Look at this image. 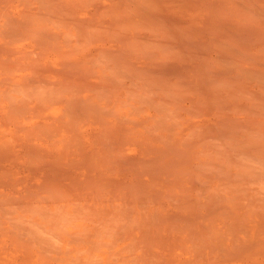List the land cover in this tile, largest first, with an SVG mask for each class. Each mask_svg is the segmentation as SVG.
Here are the masks:
<instances>
[{"label":"rangeland","instance_id":"374dc122","mask_svg":"<svg viewBox=\"0 0 264 264\" xmlns=\"http://www.w3.org/2000/svg\"><path fill=\"white\" fill-rule=\"evenodd\" d=\"M149 1L150 0H0V264H29L31 261V264H42V262H45V264L46 262L47 264H130L129 262H131V264H264L263 256L258 257L264 254H262V251H258L260 254L256 252L257 249L263 250L264 248V227L263 224L259 223L262 218V221L264 223V217L263 214H261L262 218L261 216H259L260 220L258 222V217H256L257 215L253 214V218L252 215H250L248 212L250 211L249 207L251 208L252 206V201L253 205L255 204L257 205V208L259 207V213L260 211H262L259 203H256L258 200H253V198L256 196L260 198L261 195H264V140H261V143L263 142L262 145L260 142H258L259 139H261V136H263L262 139H264V123H262L264 122V0H157L156 2L158 4L153 0L150 2ZM152 2H154V4ZM136 4L137 6L140 5L141 8L139 7L140 9L136 10ZM237 4L240 6V9H237L238 11H235L236 7L238 8ZM258 4L260 5V7ZM214 6L221 7L218 8ZM233 6L236 7L234 8ZM225 7L227 9H225ZM217 8L218 11H222L220 14V11L218 12V14H216ZM257 8H260V10L258 11ZM129 12H131V14ZM117 13H119V16L117 15ZM39 14L41 16H39ZM33 16L35 19H37L36 21ZM26 17L28 19L31 18L32 21L31 19L28 20ZM160 17H162L163 20ZM125 18L129 21H127ZM14 20L15 22H13ZM8 21H10L9 23L11 24L7 25ZM36 22H39V24H37ZM133 24L135 29H132L134 28ZM80 27L84 28L83 31L86 30V32H80V30L77 29H80ZM85 27L88 29H85ZM90 28H92L93 30ZM120 28H123L121 29V32ZM129 28H131L132 30ZM168 30L171 32H165ZM3 31L5 34L3 33ZM163 31L165 32V34ZM8 32L12 33H10L11 36L10 34H6ZM19 32H21L22 34H19ZM159 32L162 33L163 36ZM175 33L177 35H175ZM178 34H181L180 36H182V40L179 39L181 37H179ZM157 35L159 36L157 37ZM39 36L41 38H39ZM177 36L179 38H177ZM137 37L139 38L137 39ZM19 38L20 40H18ZM130 40L131 43L133 41L135 42L136 40L137 43L135 44L138 48H136L134 42L132 43L133 45L131 43H128ZM177 40L179 42H177ZM143 43H145V46L143 45ZM145 48H148V50L146 49L145 51ZM184 49L186 53L187 50H190L188 51V53H190L188 54V56L184 55V57H180H183L184 61H187H183L184 63H181L183 58L179 60L180 58L178 59L177 55H179L181 51H184ZM142 52L144 53V55ZM195 52L197 61H195V59H193L192 57V53L195 54ZM162 54H164V56L168 55L170 57L176 54L177 59L180 62H177V59L174 57L175 61H171V59L174 60L173 58H171L170 60L168 59L169 62L166 63L167 60H163L164 56H161ZM136 55H138L139 57ZM180 55H183V53ZM186 56L192 57V60L190 58L189 59L191 61L185 60L188 59ZM37 60H39V62ZM33 61L38 62L41 65H39L38 67L37 63V66H34L35 63L33 64ZM119 61L120 63H117ZM162 61H164L165 64H163L164 62ZM7 62L9 63L10 68H12L11 66L13 65L17 70H14V67L12 69H9V67L7 66ZM32 64L33 67H31ZM119 64H122L123 68L122 65L119 66ZM195 64L200 65L199 67H201L202 69L204 67V72L206 71L208 73H201L203 72L201 71V68H199V72L198 70L197 72L195 70L196 73H193L194 70L191 71V69H197V66ZM128 66L131 67L129 68ZM20 67L26 68H21V70L23 69L21 71L20 69H18ZM107 67L108 69H105ZM42 69L45 73L43 71L40 72ZM111 71H114L116 76H113L114 72L111 73ZM135 71L137 73H134ZM188 71L191 72L189 73ZM11 72L13 73V75ZM39 72L42 75L41 77L39 76ZM127 72L129 73L127 74ZM132 72L134 75L130 74ZM35 73H38V75H36ZM110 73L112 74L114 79H112ZM198 73L201 74V77ZM137 74L140 75V77ZM193 74L199 76L197 77L198 80ZM105 75H109L111 77L110 78L109 76H107L110 81L113 80V82H115L116 80L115 83L116 86L119 87V89H117L118 87L116 88V86L114 85L115 83H113L112 81L111 82L113 84L107 82L109 83L107 84V86L110 84L113 85V88L115 86V91L117 92L116 97L118 96L117 99H115V95H112L116 94L114 93L115 91H111V89H113L110 88L112 85L108 87V89H110L109 92H106V89L105 92L101 93V91H104L101 90V87H103L106 81H109V79L107 80V78L106 80H104ZM136 75L138 77H136ZM75 76L81 77L85 81H91L89 83L87 82V84L92 83L91 85H93V83H97L98 85V83H100V85H103H101V87L99 86L100 88H98V86L96 85V87L98 88L96 93V88L90 89L88 86H86V83H83V86L79 80L82 87L86 86L89 89L83 93L81 92L83 95L78 97V94H80V92L78 93L77 90L75 91V88L77 85H79V82L77 83L75 81L78 80V78H76ZM117 76L120 78H115ZM192 76L194 77L192 78ZM199 79H201V82L202 80H204L206 85L203 86V82L201 83ZM30 80L32 83L30 82ZM100 80H103L105 82L101 83ZM29 82L32 84L31 88L37 86L36 89L38 90L34 92V89H30L34 92L31 94L37 95V93L43 92L46 98H44V95L42 96L41 93L39 95V98L35 97V95L31 96L29 95V93H27L29 96L25 95V93L21 89V84H26H23V86L27 89V87H30ZM199 82L201 83V85ZM18 83L19 85H21L20 89L23 92H20L19 94L22 93L25 96H22V94H16L19 91L15 92L14 89L15 85H17ZM33 83H35L36 85ZM196 83H198V85L200 86H196ZM10 84L12 86H10ZM43 84L47 89L44 88ZM191 84L194 86H191ZM51 85L56 92L62 90V87L66 85H68L66 87H68L69 89L67 88L68 91H64V88V93L59 98L56 96V94L53 95L55 92L51 88ZM107 86L104 88H107ZM205 86L208 87V89L210 88V91L214 90L215 88V91L219 89V95L217 96L219 97L222 95L221 97L223 100V102L222 100L220 102V99H217L219 103H217V101L214 103L213 101H215L216 97L214 99L212 98V101H209V103L213 102L214 105L212 107V105L210 104V107L216 109L213 110L212 108L209 109L207 107L210 111L212 110L210 113L206 112L209 110L205 107V112L201 111L203 107H201L202 109L200 110L198 109V107L205 105L207 101L206 99L209 98L208 97L205 99L206 95H203L204 93L202 90H204L203 87L206 88ZM86 87L85 89H87ZM93 87H95V85H93ZM126 87H128L127 89L129 90L131 89L130 91L135 90L136 93H140V96H138V98L133 97V95H136L135 93L130 96L132 97V100L134 99V102L127 96L126 91H124L125 89L122 90ZM167 87H169L170 89H168ZM55 88L60 90L57 91L55 90ZM70 88L73 91H71ZM164 88H166L167 91ZM16 89H18V87ZM208 89L204 91L207 92ZM11 90L14 91L12 92ZM43 90H47L48 92L46 91L44 93ZM81 90L82 89H80V91ZM25 91L28 92V90ZM168 91L171 93H169ZM184 91H186L187 93ZM51 92L54 93L50 95ZM200 92L203 94L201 95ZM72 93L74 94L72 95ZM209 93L210 92H208V94ZM9 94H11L10 97ZM48 94L50 96H48ZM58 94L60 95L61 93L59 92L57 93V95ZM75 94L76 97L74 96ZM103 94H105V98H107V94H111L110 96L113 98V100H111V98L105 99L104 96V100L102 97H100L102 100H97V96H102ZM211 94L212 95H210V97H214V92H212ZM12 96L14 97V100L18 101H13L15 105L12 103ZM21 98H23V100L26 99V102L23 101L22 104H20L22 101L20 100ZM69 98H71L72 101ZM40 100L42 101V103L40 102ZM125 101L127 103L131 102L132 104L124 103ZM176 102L178 104H176ZM10 103H12L13 106ZM26 103L27 105L25 106ZM73 103H76L75 106H78L74 107ZM157 104H161L162 106L163 104H166L164 105L165 108L161 107V110L163 112V109H166V106L167 108H169L166 110V112L161 113L158 107L161 105ZM215 104L219 105V107L217 108ZM221 104L222 107H220ZM40 105L42 107H40ZM177 105L179 108L177 107ZM38 106L40 108H38ZM138 106H140V109L137 111ZM195 106L197 108H195ZM206 106H209V104H206ZM76 108L77 110H75ZM245 109H247L248 111H246ZM16 111L17 114L15 113ZM66 111H68L69 113ZM219 113H223L224 115L222 114V117H217L216 114ZM72 114L76 118L75 122H72L74 120H70L73 117L71 116ZM220 114L219 116H221ZM249 119H251V121ZM68 120L72 122L71 124L75 123V130L71 129V127L74 126H66L69 129L64 126L69 123ZM121 124H124L122 126L126 129V132H124V130L122 129L124 134L122 130H120L121 128L119 125ZM255 124L257 125V127L255 126ZM258 124H261L260 127ZM43 126L46 127L44 130ZM111 126L117 127L112 128ZM37 127L39 128V130L44 131L43 134H41V131L37 130L36 134H41V137L39 135L35 136L34 134H31L35 133L36 130H33V128L38 129ZM49 128L51 129L49 130ZM149 128L151 130L153 129L154 136ZM45 130H49L50 132L53 131L51 134L52 136L50 135L49 131V134L45 135ZM208 130H210L209 132L211 133H207ZM213 131H215V133ZM198 132L199 137L202 136L201 138L198 137ZM56 133L57 135H59L58 137L56 135L54 136V134ZM104 133H106V135ZM131 133L134 134L131 135L132 140L129 137V134ZM42 135H44V137ZM123 135H126V137L128 138L125 139ZM257 137L258 140H256ZM59 140L60 142H58ZM184 140H186V142ZM253 142H256L257 144ZM55 144H57V146ZM68 144H72L74 147H77L74 148L72 145ZM258 144L260 145L257 146ZM154 148H156L158 152ZM152 149H154L155 151ZM203 149L205 153L202 152ZM81 150H83L84 153L86 152L84 154L86 157H83V153L80 154ZM216 151H221L225 155L221 156V153L219 152V158H217ZM210 153L211 157H209V155L206 156ZM39 154L42 156H40ZM199 154L203 155L200 156ZM37 155L39 156V158L37 157ZM65 155H67L68 159ZM212 155H215L216 157ZM43 156H45V158ZM227 156L229 157L230 161L231 159L235 158L232 160L235 164L231 163L230 165V162H227ZM40 157H42L45 162L49 163L41 162L40 165L39 161H42ZM121 157L123 160L120 159ZM35 163H38L41 167L39 165L35 166ZM238 165L242 167L238 168ZM123 166L126 169L128 168L130 170L126 171L125 168H122ZM88 167L90 168V170ZM4 172H8L9 175L5 174ZM246 175L252 178L256 177V179H258L259 181L256 179H251L252 181L254 180L252 183V181L248 179L249 177H247ZM54 178L56 179L55 181H58V183H55V181L54 183L59 185H55V187L59 188V190L61 189V192H59L58 190V192L61 193V196L56 193L57 188H55V196L53 195V193H51V187L54 190V185L51 186L50 184H54L52 182ZM229 178L231 179V182L233 179V181H236L237 178H240L237 179V182L234 183H236L237 185H241L240 183L243 181L242 185L244 186V181H246L247 179L248 183L251 181L249 184H246L247 188L245 187V189L247 191L243 189V191L246 193L240 192L242 189L238 193L237 190L239 188L235 190V185L233 182L232 184L234 186L231 184ZM227 179L229 182L227 181ZM144 181H146V184L144 183ZM238 181L240 183H238ZM255 182H257L256 185ZM174 183L177 186L180 185L181 190H185L186 188V192H184V190L179 191V187L177 188ZM68 184H70V186H68ZM250 184L252 185L250 186ZM76 185H79V188ZM138 185L142 187L140 188L138 187ZM167 185H174L175 187L173 186L171 189L166 187ZM192 185L194 186L192 187ZM227 185H230L229 187H233H231L232 191ZM48 186H51L50 191H48ZM73 186L75 189H77V191L79 189L81 190H79L78 192L75 191L74 188H72L74 189L72 190L71 187ZM248 186L251 187V189ZM202 187L206 188V191ZM97 188L100 190H98ZM194 188L195 190H193ZM219 188L223 190L221 191ZM224 188H227V190H230L231 192H226V189ZM112 189L113 191L111 192ZM197 189L200 191L201 195L200 193H197ZM90 190L92 191V193ZM189 190H193V193H191V191L189 192ZM219 190L221 192L220 195H222L223 197H219V193L216 194V192H218ZM233 190L237 191V194L232 193ZM74 191L77 194L74 193ZM46 192H48L49 195L48 193L46 194ZM80 192L83 193L81 194ZM223 192L226 193L223 194ZM78 193H80L82 197L83 195H85V199L82 198L79 201L80 194ZM97 193H103L99 196L101 199L98 197ZM211 193L214 195L212 196ZM50 194H52L54 198H56V194L59 196H57V199H55V203H52L51 199L54 200V198ZM71 194L74 196V199L72 198L73 196ZM210 194L212 197L211 200L209 199L211 198L209 196ZM45 196H51V199L50 197L49 200L45 198L46 201H44V199L42 198H44ZM102 196L104 198H102ZM217 196L221 199H219ZM91 197L93 198L94 203ZM214 197L215 199L217 198V201H215ZM246 197L247 202L244 200L246 199ZM250 197L252 198V201L249 203L248 201L251 199ZM88 198L89 200H91H87ZM98 198L100 200H97ZM206 198L209 199L210 202H212V204L214 205H212L213 207H211L210 209L209 206L211 203ZM263 198L261 197V199L263 200L262 202L264 203ZM22 199H24L25 201ZM186 199H193L192 202L195 200L196 206L203 203H206V205L203 204L204 209L201 205L202 209H200L202 211L200 209L198 210V207L196 206H194V208L192 207L193 209L191 210V208H189L187 206V203L185 202ZM242 199L245 201V203H242L243 201L241 202ZM86 200L89 202L88 206H93L94 204H96L92 208V210L96 209L95 212L93 210L94 213H100L101 210L102 212H104H101L100 216L97 214L99 217L96 214H93L94 217L92 216V218H89L90 220H88L87 215L85 217L84 214L85 212L87 213V208L90 207L91 209V206L84 207L85 204H87ZM188 200L186 201L188 202ZM232 200L237 202H232ZM81 201H83V203H81ZM183 201L185 202V205H183ZM29 202L31 203V207L29 204H27ZM190 202L191 201H189L188 203ZM262 202H260V204ZM14 203L16 205H14ZM71 203L73 205H71ZM76 203L80 204H78L79 208L81 206L86 208V211L84 209L85 212L81 211L82 209H79V211L83 212L84 214H73L75 213V211H78L74 208V205H76ZM127 203L130 205V207L128 206L129 208H127ZM180 203H182V206L180 205ZM207 203L210 204L208 205ZM246 203L250 204L251 206H244L246 205ZM18 204H21V207ZM32 204L35 205V209L34 206L32 207ZM38 205L40 206V210L38 209ZM56 205H58L57 208ZM14 206H16V208ZM121 207H123L124 209ZM262 207L264 208V204L262 205ZM58 208L60 210H58ZM111 208L113 213L111 212ZM131 208L132 210H130ZM195 208L197 209L193 213V210ZM205 208L208 210H206ZM2 209L5 210L2 211ZM36 209H38L39 211H37ZM46 209L49 210L47 211ZM70 209H74L75 211H69ZM121 209L124 210V212H127L124 214V216H122L123 214H119ZM241 209L242 212L240 211ZM43 210L46 211L43 212ZM61 210L63 211V213L60 212ZM161 210L164 211L162 212L163 214H161ZM8 211H10L9 214L7 213ZM57 211L59 212L57 213ZM196 211H200L199 213L201 214H197L198 212L195 213ZM226 211L229 213L231 212L235 216L237 215L236 217L234 216V219H236L231 220L232 217H225L229 214ZM11 212L13 214H11ZM36 212H38L39 214H37ZM66 212H68L69 214ZM124 212L121 211V213ZM154 212L157 214H155ZM224 212L225 216L223 215ZM238 212H240L241 214L245 212L244 216L246 217L247 215L246 218H248V220L246 221L245 219H242L243 215H240ZM4 213H6L10 217H7V215H4ZM52 213H54V215L57 214L58 216H52ZM60 213L63 215L65 213L66 216L70 217L71 214H73L72 217H69L68 219V221L70 220L72 224H70L71 222L69 223L68 221H65V216L61 215ZM104 213L107 216H105ZM231 213L229 215H231ZM154 214L155 217L157 216L158 219L161 220L159 222L157 219L159 223H156ZM159 214L161 216L165 215L166 218L161 217L160 219ZM221 214L223 215V218L225 217L227 219H223L221 217ZM77 215L79 217H77ZM82 215H84V217ZM219 215L221 219L218 218ZM239 215L242 217L238 219ZM73 216L79 219L77 220V218L75 219ZM95 216H97L98 219ZM121 216L124 217L125 221H133L135 219L134 222H136V224L139 222L138 224L141 225H138L137 228V225L135 223V225L133 223L131 224V221L127 223L122 220L123 218L121 219ZM142 216L144 217V219ZM4 217H6L7 219H5ZM129 217L130 220H128ZM229 217L230 219H228ZM217 218L221 221H218ZM60 219L62 222L60 221ZM151 219L154 220L151 221ZM141 220L145 221L148 227L146 225L144 226L145 222L142 223ZM233 220L234 224L231 225L230 223L233 222ZM236 220L238 221V223ZM101 221L105 223L104 230L108 228L106 227V223H108L109 226L110 222H116V226L114 225L112 227V230L110 231L108 228L106 230V235V232L104 230L101 232V229L103 228ZM256 221L259 223V225L261 224L262 227L261 225H257ZM73 222H75L76 227H74L75 225H73ZM161 222H163L165 225L161 224ZM213 222H215V226L213 225ZM239 222L242 225L247 226L246 228L243 227V229H245L246 232L250 233L249 236H247V233L242 229V227L241 229L243 230V232L241 233L242 230L239 227L242 225H237L240 224ZM79 223H82L83 225H79ZM123 223H125L124 226L126 228L123 226ZM94 224H97L96 228ZM120 224H122V226ZM188 224L189 226H191L188 227ZM192 224L194 225V227ZM229 224L233 227L236 224L237 230H235L234 228L231 232L228 230L231 229L230 227L225 228L228 227ZM15 225L19 228H22L24 226L22 229H27L25 231L27 233L24 232V234V230H19V228L15 227ZM162 226L164 227L162 228ZM186 226L187 229L185 228ZM209 226L211 230H214L216 228L215 230L217 232L215 230L213 231L214 233L210 231ZM213 226L215 228H213ZM222 226H225V229H223ZM258 227L262 229V231L260 230L262 232L261 235L259 234L260 232L257 233L258 235L254 234V232H257ZM127 228L129 232L127 231ZM146 229L147 231H145ZM168 229L169 231H167ZM172 229L174 232L171 231V233L170 230ZM181 229H183V231H181ZM190 229L192 231H189ZM217 229L219 231L223 230V232L228 230V235L233 234V238L231 236L227 237V234L223 232H220L222 233L221 237L218 236L219 231ZM233 230H235L236 235L234 234ZM19 231L21 232L20 236L24 235L21 238L20 236H18ZM113 231L115 232V234ZM175 231L181 232L178 233V235L181 234L180 236L182 238V241L185 242H187V237L190 238L189 236L191 235V233L187 235L188 232L197 231L196 234L198 235L199 233V237L201 236L200 238L203 239L202 241H196V237L194 238L191 235V237L194 239H190L187 244L184 243L182 245V243L179 244V242H175L177 241L175 240L176 238L179 239L177 234H175L177 233ZM154 232L156 235L154 234ZM130 233L133 234H131L130 236ZM204 233H207L208 238L210 237L208 240V244L212 243L213 239L215 242V239H219L221 243L222 239L224 240L222 244H226L225 247L222 244L219 245L218 240V245L215 242L209 245L211 246V248L209 247L211 251H213L212 249H215V251L210 252V250L207 249L208 247L206 240L208 238L206 234L205 236L207 239H205L203 235H201ZM193 234L195 235V233ZM213 234L214 237H217H212ZM13 235L15 237H13ZM25 235L28 237H26ZM234 235L235 237L238 236L236 237L238 242H235L236 240L234 239ZM39 236L45 237L42 239ZM134 236L138 239H135ZM155 236H157L158 239ZM17 237L19 240L17 239ZM37 237L39 238V240ZM211 237L213 239H211ZM22 238H25V242H28V244L30 242L29 246L26 245L25 242H21L24 241ZM226 238H228L230 241ZM33 239H36L37 241ZM197 239L199 238L197 237ZM232 239H234V242L237 243V245L233 241L231 242ZM159 240L161 242H159ZM242 240L245 241L244 244L241 243ZM173 241L177 244L176 248H172L174 246ZM45 242L48 244H45ZM134 242L137 244L141 243V245L139 244L140 246H137L136 244H133ZM42 243L45 244V246ZM170 243L173 246H171ZM196 243H200L199 245H201V247H199V245L197 247ZM205 244L207 248L205 247ZM35 245L36 247H32ZM142 245H144L145 247ZM181 245L184 246L182 250H180ZM202 245L204 246V248ZM190 246L194 248L192 249V247ZM217 246H219V248L221 246L222 247L219 250ZM235 246L239 249L241 248L242 251L245 252H238V249ZM29 247H31L32 251ZM50 247L51 249H49ZM138 247H140L141 250H139ZM170 247L173 249V253H171L172 251L170 250ZM233 247L234 249H232ZM16 248H18V250ZM186 248H188L187 252ZM167 250H169L170 252H168ZM252 250V253L254 255L256 254L255 256L258 257L259 260H257V258H255L254 256L249 257L250 254L247 253ZM40 251L44 252L45 257L43 254H38L40 253ZM231 252L232 255L234 254L233 256L231 255L232 257L230 256ZM27 253L31 254L33 257L30 255V258L29 254L27 255ZM46 253L48 254V256H52V258L48 257ZM115 254L117 256H115ZM210 254L212 258L210 257ZM235 255H238L237 258ZM39 257H42L41 261H39ZM46 257L48 260H46ZM33 258L34 260L37 259L35 263ZM143 258L145 261H143ZM162 258H164V260H169V262L163 261ZM197 258L199 259V261L197 260ZM30 259L32 260L30 261Z\"/></svg>","mask_w":264,"mask_h":264},{"label":"bare ground","instance_id":"6f19581e","mask_svg":"<svg viewBox=\"0 0 264 264\" xmlns=\"http://www.w3.org/2000/svg\"><path fill=\"white\" fill-rule=\"evenodd\" d=\"M150 1H152V0H150ZM150 1H149V2H150ZM153 1L156 2L157 0H153ZM231 1H232V0H231ZM233 1H234V0H233ZM247 1H248V0H247ZM85 2H86V1H85ZM88 2H89V1H88ZM88 2H87V3H88ZM152 3L154 4V2H152ZM156 3H157V2H156ZM233 3H235V2H233ZM233 3H232V4H233ZM239 3H240V1H239ZM243 3H244V2H243ZM137 4H138V3H137ZM137 4H136L135 6H137ZM153 4H152V7H153ZM157 4H158V3H157ZM237 5H238V4H237ZM237 5H236V6H237ZM254 5H255V4H254ZM258 5H259V4H258ZM258 5H257V6H258ZM135 6H134V7H135ZM236 6H233V7L235 8ZM242 6H243V5H242ZM262 6H263V5H262ZM137 7H138V8H137ZM137 7H136V10H138V9L141 8L140 5H138ZM139 7H140V8H139ZM152 7H151V8H152ZM156 7H157V6H156ZM214 7H218V8H219V7H221V6H214ZM226 7H227V6H226ZM226 7H225V9H227ZM246 7H247V6H246ZM259 7H260V5H259ZM25 8H26V7H25ZM25 8H24V9H25ZM218 8H217V13L215 12L216 14H218L219 11H220L219 14L222 12L221 10L218 11ZM255 8H256V7H255ZM126 9H127V8H126ZM131 9H132V8H131ZM142 9H143V8H142ZM223 9H224V7H223ZM237 9H240V6H239V5H238V8L236 7V10H235V9H234V10H235V11H238ZM244 9H245V8H244ZM257 9H258V11L260 10V8H257ZM262 9H263V8H262ZM5 10H6V9H5ZM124 10H125V9H124ZM214 10H215V9H214ZM231 10H232V8H231ZM116 11H117V10H116ZM119 11H120V10H119ZM119 11H118V12H119ZM128 11H130V10H128ZM146 11H147V10H146ZM146 11H145V12H146ZM148 11H149V10H148ZM150 11H151V10H150ZM122 12H125V11H122ZM126 12H127V11H126ZM129 13L131 14V12H129ZM146 13H147V12H146ZM153 13H154V12H153ZM226 13H227V11H226ZM1 14H2V13H1ZM55 14H56V13H55ZM93 14H94V13H93ZM118 14H119V13H117V15H118ZM123 14H124V13H123ZM222 14H223V13H222ZM260 14H261V13H260ZM32 15H33V14H32ZM32 15H31V16H32ZM102 15H103V14H102ZM117 15H116V16H117ZM127 15H128V13H127ZM31 16H30V17H31ZM37 16H38V15H37ZM39 16H41V15L39 14ZM39 16H38V17H39ZM43 16H44V15H43ZM118 16H119V15H118ZM121 16H122V15H121ZM125 16H126V14H125ZM132 16H133V15H132ZM139 16H141V15H139ZM139 16H138V17H139ZM0 17H1V16H0ZM35 17H36V16H35ZM38 17H37V18H38ZM49 17H50V16H49ZM51 17H52V16H51ZM102 17H103V16H102ZM102 17H101V19H102ZM256 17H257V16H256ZM261 17H263V16H261ZM26 18H27V17H26ZM26 18H25V19H26ZM33 18H34V16H33ZM160 18L162 19V17H160ZM216 18H217V17H216ZM7 19H8V18H7ZM27 19H28V18H27ZM29 19H31V18H29ZM29 19H28V20H29ZM34 19H35V18H34ZM34 19H33V20H34ZM120 19H121V18H120ZM123 19H124V17H123ZM125 19H126V18H125ZM0 20H1V18H0ZM12 20H13V19H12ZM12 20H11V21H12ZM36 20H37V19H35V21H36ZM39 20H40V19H39ZM114 20H115V19H114ZM126 20H127V19H126ZM157 20H158V18H157ZM162 20H163V19H162ZM247 20H248V19H247ZM259 20H260V19H259ZM31 21H32V19H31ZM42 21H43V20H42ZM127 21H129V20H127ZM242 21H243V20H242ZM261 21H262V20H261ZM9 22H10V21H8V23L6 22L7 25H8V24H11V23H9ZM13 22H15V20H14ZM75 22H76V21H75ZM122 22H123V21H122ZM20 23H22V22H20ZM30 23H31V22H30ZM36 23H37V22H36ZM132 23H133V22H132ZM134 23H135V22H134ZM139 23H140V22H139ZM242 23H243V22H242ZM23 24H24V23H23ZM37 24H39V22H38ZM41 24H42V22H41ZM125 24H126V23H125ZM125 24H124V25H125ZM137 24H138V23H137ZM5 25H6V24H5ZM15 25H17V24H15ZM21 25H22V24H21ZM32 25H34V24H32ZM117 25H118V24H117ZM131 25H132V24H131ZM258 25H259V24H258ZM11 26H12V25H11ZM11 26H10V27H11ZM35 26H36V24H35ZM42 26H43V24H42ZM42 26H39V27H42ZM45 26H46V25H45ZM49 26H50V25H49ZM86 26H87V25H86ZM110 26H111V25H110ZM135 26H136V24H135ZM13 27H15V26H13ZM13 27H12V28H13ZM16 27H17V26H16ZM33 27H34V26H33ZM74 27H75V26H74ZM133 27H134V24H133ZM164 27H165V26H164ZM18 28H19V27H18ZM45 28H46V27H45ZM75 28H76V27H75ZM8 29H9V28H8ZM15 29H17V28H15ZM38 29H39V28H38ZM77 29L80 30V32H82L84 28L80 27V29H79V28H77ZM85 29H88V28L85 27ZM90 29H92V28H90ZM114 29H115V28H114ZM121 29H123V28H120V32H121ZM129 29H131V28H129ZM132 29H135V27L132 28ZM132 29H131V30H132ZM137 29H138V28H137ZM165 29H166V28H165ZM218 29H219V28H218ZM263 29H264V28H263ZM22 30H23V29H22ZM22 30H21V31H22ZM92 30H93V29H92ZM158 30H159V29H158ZM172 30H173V28H172ZM9 31H10V30H9ZM35 31H36V30H35ZM35 31H34V32H35ZM37 31H38V30H37ZM42 31H43V28H42ZM89 31H90V30H89ZM115 31H116V30H115ZM174 31H175V30H174ZM215 31H216V30H215ZM44 32H45V31H44ZM77 32H79V31H77ZM83 32H86V30H84ZM118 32H119V30H118ZM134 32H135V31H134ZM163 32H164V31H163ZM165 32H171V31L168 30V31H165ZM165 32H164V34H165ZM175 32H176V31H175ZM213 32H214V31H213ZM3 33H4V31H3ZM10 33H11V32H10ZM10 33L8 32V33H6V34H10ZM40 33H41V32H40ZM159 33H160V32H159ZM159 33H158V34H159ZM4 34H5V33H4ZM11 34H12V33H11ZM11 34H10V36H11ZM19 34H22V33L19 32ZM114 34H115V32H114ZM126 34H127V33H126ZM160 34H162V33H160ZM171 34H172V33H171ZM15 35H16V34H15ZM36 35H37V33H36ZM36 35H35V36H36ZM117 35H119V34H117ZM130 35H131V34H130ZM133 35H134V34H133ZM166 35H167V34H166ZM166 35H165V36H166ZM175 35H177V34L175 33ZM178 35H179V34H178ZM180 35H181V34H180ZM180 35H179V37H181V38H179L178 36H177V38H179V39L182 40L183 38H182V36H180ZM17 36H18V35H17ZM158 36H159V35H157V37H158ZM162 36H163V34H162ZM263 36H264V35H263ZM1 37H2V36H1ZM7 37H8V35H7ZM12 37H14V36H12ZM18 37H19V36H18ZM5 38H6V37H5ZM39 38H41V37L39 36ZM138 38H139V37H137V39H138ZM175 38H176V37H175ZM11 39H12V38H11ZM43 39H44V38H43ZM137 39H136V40H137ZM160 39H161V38H160ZM179 39H178V40H179ZM263 39H264V38H263ZM18 40H20V38H19ZM136 40H135V42L133 41L134 44L137 43ZM154 40H155V39H154ZM157 40H158V39H157ZM178 40H177V42H179ZM38 41H39V40H38ZM41 41H43V40H41ZM119 42H120V41H119ZM133 42H132V43H133ZM138 42H139V41H138ZM149 42H150V41H149ZM38 43H39V42H38ZM128 43H131V40H130ZM132 43H131V44H132ZM145 43H146V42H145ZM145 43H143V45H144ZM155 43H156V42H155ZM184 43H185V42H184ZM160 44H161V43H160ZM132 45H133V44H132ZM135 46H136V48H138L136 44H135ZM144 46H145V45H144ZM50 47H51V46H50ZM154 47H155V46H154ZM162 47H163V46H162ZM167 47H168V46H167ZM39 48H40V47H39ZM134 48H135V47H134ZM54 49H55V48H54ZM142 49H143V47H142ZM142 49H141V51H142ZM146 49L148 50V48H145L144 50L146 51ZM164 49H165V48H164ZM153 50H154V49H153ZM160 50H161V49H160ZM191 50H192V49H191ZM263 50H264V49H263ZM263 50H262V51H263ZM136 51H138V50H136ZM145 51H144V53H145ZM151 51H152V48H151ZM188 51H190V50H187V53L185 52V49H184V51H181L180 54L183 53V55H180V54L177 55V56H178V59H179L181 56L184 57V55H187V56H188V54L190 53V52L188 53ZM133 52H134V50H133ZM139 52H140V51H139ZM161 52H162V51H161ZM163 52H164V51H163ZM191 52H192V51H191ZM263 52H264V51H263ZM131 53H132V52H131ZM136 53H137V52H136ZM142 53H143V52H142ZM142 53H141V54H142ZM144 53H143V55H144ZM166 53H167V52H166ZM175 53H176V52H175ZM185 53H186V54H185ZM132 54H133V53H132ZM137 54H138V53H137ZM172 54H173V53H172ZM177 54H178V53H177ZM248 54H249V53H248ZM134 55H135V54H134ZM195 55H196V52H195V54L192 53V57H193V59H195V61H197ZM131 56H132V55H131ZM136 56H138V55H136ZM161 56H164V54H162ZM166 56H168V55H165V56L163 57V60H167L166 63L169 62V60H170L171 58L174 59V57H175V58L177 59L176 54H174V55L171 56V57H170V56L166 57ZM187 56H186V57H187ZM132 57H133V56H132ZM138 57H139V56H138ZM183 57H182V58H183ZM186 57H185V58H186ZM192 57L189 56V57H187L188 59H185V60H190ZM114 58H115V56H114ZM164 58H165V59H164ZM166 58H167V59H166ZM182 58H180L179 60H181ZM189 58H190V59H189ZM123 59H124V57H123ZM168 59H169V60H168ZM178 59L176 60L177 62L179 61ZM18 60H19V59H18ZM159 60H161V59H159ZM191 60H192V59H191ZM191 60H190V61H191ZM246 60H247V59H246ZM37 61L39 62V60H37ZM116 61H117V60H116ZM120 61H121V60H120ZM120 61L117 62V63H120ZM171 61H175V59H174V60L171 59ZM171 61H170V62H171ZM183 61H184V58L182 59L181 63L187 62V61H184V62H183ZM247 61H248V60H247ZM38 62H34V61H33V64L35 63L34 66H37V65H38V67H39V65H41V64H39ZM124 62H125V61H124ZM162 62H164V61H162ZM179 62H180V61H179ZM238 62H239V61H238ZM241 62H242V61H241ZM254 62H255V61H254ZM7 63H8V62H7ZM37 63H38V64H37ZM126 63H127V62H126ZM159 63H161V62H159ZM194 63H195V62H194ZM247 63H248V62H247ZM22 64H23V63H22ZM22 64H21V65H22ZM33 64H32L31 67H33ZM36 64H37V65H36ZM115 64H116V63H115ZM115 64H114V65H115ZM122 64H123V63H122ZM122 64H119V66L122 65ZM163 64H165V62H164ZM241 64H242V63H241ZM254 64H255V63H254ZM21 65H20V66H21ZM23 65H25V64H23ZM107 65H108V64H107ZM107 65H106V66H107ZM124 65H125V64H124ZM195 65H196V64H195ZM202 65H204V64H202ZM237 65H238V64H237ZM252 65H253V64H252ZM7 66L9 67V63H8ZM16 66H18V65H16ZM25 66H26V65H25ZM115 66H116V65H115ZM126 66H127V65H126ZM126 66H124V67H126ZM196 66H197V69H195V68H194V69H191V68H190L191 71L194 70L193 73L195 72V70H196V72H197V70H198V72L200 71V69H199V68H201V67H199L200 65H196ZM253 66H254V65H253ZM256 66H257V65H256ZM11 67H12V68L14 67L13 69H14V70H17V69L15 68V66L12 65ZM38 67H37V68H38ZM40 67H41V66H40ZM128 67L130 68L131 66H128ZM136 67H137V66H136ZM136 67H135V68H136ZM176 67H177V66H176ZM254 67H255V66H254ZM12 68L9 67V69H12ZM21 68H24V69H25L26 67H20V68H18V69L21 70ZM101 68H102V67H101ZM122 68H123V65H122ZM132 68H133V67H132ZM132 68H131V69H132ZM135 68H134V69H135ZM259 68H261V67H259ZM262 68H263V67H262ZM105 69H108V67L105 68ZM187 69H188V68H187ZM190 69H189V70H190ZM201 69H202V68H201ZM203 69H204V67H203ZM203 69L201 70V71H203V72H201V73H205V72H206V71L204 72ZM22 70H23V69H22ZM22 70H21V71H22ZM73 70H74V69H73ZM102 70H103V69H102ZM102 70H101V71H102ZM127 70H128V69H127ZM4 71H5V70H4ZM24 71H25V70H24ZM28 71H29V70H28ZM37 71H38V69H37ZM42 71H43V69H42L40 72H42ZM125 71H126V70H125ZM130 71H131V70H130ZM191 71H190V72H191ZM5 72H6V71H5ZM40 72H39V74H40L39 76L41 77L42 75H41ZM43 72H44V71H43ZM112 72H114V71H111V73H112ZM188 72H189V71H188ZM188 72H187V74H188ZM190 72H189V73H190ZM196 72H195V73H196ZM249 72H250V71H249ZM249 72H248V73H249ZM6 73H7V72H6ZM11 73H12V72H11ZM44 73H45V72H44ZM107 73H108V72H107ZM107 73H106V74H107ZM111 73H110V75H111L112 79H114L113 76H116V75H115V72L113 73V76H112ZM128 73H129V72H127V74H128ZM134 73H137V72L135 71ZM206 73H208V72H206ZM9 74H10V72H9ZM35 74L38 75V73H35ZM42 74H43V73H42ZM130 74L134 75L133 72L130 73ZM138 74H140V73H138ZM138 74H137V75H138ZM162 74H163V73H162ZM198 74H199V76L201 75L200 73H198ZM12 75H13V73H12ZM12 75H11V76H12ZM72 75H73V73H72ZM101 75H102V74H101ZM103 75H104V74H103ZM137 75H136V77H138V76L140 77V75H138V76H137ZM193 75L196 76V74H193ZM203 75H204V74H203ZM107 76H109V75H107ZM107 76H106V75L104 76V80H106V78H107V80L109 79ZM199 76H198V75L196 76V79H197V80H198L197 77H199ZM209 76H210V75H209ZM75 77H76V76H75ZM109 77H110V76H109ZM111 77H110V78H111ZM136 77H135V78H136ZM193 77H194V76H192V78H193ZM200 77H201V76H200ZM76 78H78V80H75V79H74V80H75L77 83H78L79 80H80V82L82 83V85H83V83H86V86H88L90 89H93V88L95 89V88H96V89H95V90H96V91H95L96 93H97L98 88H100L101 85H103V84L100 85V83H98V85H97V83H93V85H95V87H93V85H91L92 83L87 84V82L89 83V82H91V81H89V80H86V81H85V80H83L81 77H76ZM80 78H81V79H80ZM115 78L118 79V78H120V77L117 76V77H115ZM202 78H203V77H202ZM202 78H201V79H202ZM201 79H199L200 82H201ZM74 80H73V81H74ZM82 80H83V82H82ZM134 80H135V79H134ZM5 81H6V80H5ZM100 81H101V83H104V82H105V81H103V80H100ZM111 81L113 82V80H111ZM111 81H110V79H109V81H106V82L104 83L103 87H101V90H104V91H101V93H102V92H105L106 89H107L106 92H107V91L109 92L110 89H108V87H110L113 83H115L116 80H115V82H113V83H112ZM117 81H118V80H117ZM30 82H31V80H30ZM30 82H29V84H30L29 86H30V87H27V89H26V87L23 86L24 83L21 84V85H22L25 89H24L21 85H19V83H18L17 85H15V89H14L15 92H16V91H17V92L19 91V92L16 93V94H19V93L22 92V90H23V92L25 93V95H28L27 93H29V95H31V96H32V95H35V97H38V98H39V95H40V93H41V95L43 96V95H44L43 92L37 93V95H36V94H31V93H34V92H36V91H38V90L36 89L37 86H34L35 88H34V87L31 88V85H32L31 83H32V82H31V83H30ZM35 82H36V81H35ZM80 82H79V85H77L76 88H75V91L77 90L78 93L80 92V94H81V95L78 94V97H79V96H82V95H83L82 93L85 92V91H87V90L89 89V88H87L86 86H85V87H86L87 89H85V87H82V85L80 84ZM107 82L112 83V84H110V85L107 86V84H109V83H107ZM193 82H194V81H193ZM200 82H199V83H200ZM202 82H203V83H202ZM202 82H201V83H202L203 86L206 85L204 80H202ZM11 83H12V82H11ZM63 83H64V81H63ZM74 83H75V82H74ZM77 83H76V84H77ZM135 83H136V82H135ZM201 83H200V85H201ZM15 84H16V83H15ZM33 84H35V83H33ZM105 84H106L107 88H104V87H106ZM117 84H118V83H117ZM196 84H197L196 86H200V85H198V83H196ZM18 85H19V86H18ZM24 85H26V84H24ZM35 85H36V84H35ZM39 85H40V84H39ZM96 85L98 86V88L96 87ZM114 85L116 86V83H115ZM118 85H119V84H118ZM122 85H124V84H122ZM138 85H139V83H138ZM152 85H153V84H152ZM10 86H12V85L10 84ZM20 86H21V89H22V90L20 89ZM43 86H44V88H46V86H45L44 84H43ZM59 86H60V85H59ZM63 86H64V85H63ZM66 86H68V85H66ZM66 86H64V87L61 86L63 89L65 88L64 91H68V90H67L68 87H66ZM78 86H79V87H78ZM83 86H84V85H83ZM99 86H100V87H99ZM115 86H114V88H113V85L110 87V88H113V89H111L112 92L115 91V89L118 87V86H116V88H115ZM135 86H136V84H135ZM163 86H164V85H163ZM191 86H194V85L191 84ZM208 86H211V85H208ZM17 87H18V89H16ZM48 87H50V86H48ZM57 87H58V86H57ZM81 87H82V88H81ZM120 87H121V86H120ZM123 87H124V86H123ZM205 87H206V86H205ZM51 88L53 89L52 85H51ZM59 88H60V87H59ZM62 88H61V89H62ZM77 88H78V89H77ZM79 88L82 89V90L80 91ZM83 88H84V89H83ZM127 88H128V87L123 88L122 90L125 89L124 91H126L127 96H128L129 98H131V100H132V97H130V96H132V94H134V93H135L136 95H133V97H137V98H138V96H140V93H139V92H137V93H139V94H137L135 90L130 91L131 89L129 90V89H127ZM129 88H130V87H129ZM137 88H138V86H137ZM156 88H157V87H156ZM162 88H163V87H162ZM167 88L170 89L169 87H167ZM171 88H172V87H171ZM196 88H197V87H196ZM19 89H20V90H19ZM30 89H31V90L34 89V90H33L34 92L31 91ZM46 89H47V88H46ZM63 89L60 90V89L55 88V90H57V91L60 90L59 92H60L61 94H60V95H59V94L57 95V93H59V92H56V91H54V89H53V91H54L55 93H54V92H51L50 95H52V93H54L53 95L56 94V96L60 98V96L63 95V93H64ZM68 89H69V88H68ZM70 89H71V88H70ZM117 89H119V87H118ZM164 89H166V88H164ZM197 89H198V88H197ZM203 89L206 91V89H208V87H206V88L203 87ZM213 89H214V88H213ZM215 89H216V88H215ZM215 89H214V90H211L212 92H214V94H213L214 97H210V95H212V94H211L212 92L210 91V88L208 89L207 92H205L204 90L200 89V90H202L203 93H204V94L201 93V92H202V91H201V92H200L201 95H202V94H203V95H206V96H205V99L208 98V97L211 98V99H209V98H208L209 100L206 99L207 101L205 100V101H206L205 105H202V106L198 107L199 110L202 109L201 107H203V109H202L201 111H204V110L206 111V109H208V108L211 109L216 101H217V103H219V101L221 102V100H222V97H221V96H222V95H221V93H220L221 96L218 97L217 95H219V89H218L217 91H215ZM5 90H6V89H5ZM14 90H11V91L13 92ZM25 90H28V92H26ZM49 90H50V89H49ZM145 90H146V89H145ZM180 90H181V89H180ZM30 91H31V92H30ZM41 91H42V90H41ZM43 91H44V93H45L47 90H43ZM61 91H62V92H61ZM71 91H73V90L71 89ZM92 91H94V90H92ZM99 91H100V90H99ZM111 91H110V92H111ZM134 91H135V92H134ZM137 91H138V90H137ZM159 91H161V90H159ZM166 91H167V89H166ZM171 91H172V90H171ZM175 91H177V90H175ZM175 91H174V92H175ZM178 91H179V90H178ZM186 91H187V90H186ZM186 91H184V92H186ZM197 91H198V90H197ZM4 92H5V91H4ZM4 92H3V93H4ZM23 92H22V93H23ZM47 92H48V91H47ZM69 92H70V90H69ZM81 92H82V93H81ZM127 92H129V93H127ZM131 92H132V93H131ZM163 92H164V91H163ZM168 92H169V91H168ZM187 92H188V91H187ZM187 92H186V93H187ZM208 92H210V93L208 94ZM216 92H218V93H216ZM220 92H221V91H220ZM5 93H6V92H5ZM22 93H21V94H22ZM99 93H100V92H99ZM101 93H100V94H101ZM114 93H116V94H112V95H115V97H116L117 92L115 91ZM169 93H171V92H169ZM180 93H181V92H180ZM186 93H184V94H186ZM206 93H207V94H206ZM248 93H249V92H248ZM21 94H19V95H21ZM73 94H74V93H72V95H73ZM129 94H130V95H129ZM176 94H177V93H176ZM190 94H191V93H190ZM7 95H8V93H7ZM10 95H11V94H9V97H10ZM25 95L22 94V96H25ZM29 95H28V96H29ZM46 95H47V94H46ZM50 95L48 94V96H50ZM107 95H108V96H107ZM107 95H106L107 98H111V100H113V98L110 96L111 94H110V95L107 94ZM188 95H189V93H188ZM191 95H192V94H191ZM191 95H190V96H191ZM193 95H194V94H193ZM208 95H209V96H208ZM4 96H5V95H4ZM48 96H47V97H48ZM64 96H65V95H64ZM74 96L76 97V94H75ZM103 96H104V98H105V94H103L102 96H101V95H100V96H97V97H98L97 100H99V99L102 100L100 97L103 98ZM109 96H110V97H109ZM224 96H225V95H224ZM240 96H241V95H240ZM250 96H251V95H250ZM6 97H8V96H6ZM26 97H27V96H26ZM33 97H34V96H33ZM35 97H34V98H35ZM43 97L46 98L45 95H44ZM57 97H56V98H57ZM75 97H74V98H75ZM78 97H77V98H78ZM117 97H118V96H117ZM117 97H116L115 99H117ZM128 97H127V99H128ZM188 97H189V96H188ZM215 97H216V99H215V101H213L214 103H213V102H212V103H209V101H212V98L214 99ZM217 97H218V98H217ZM248 97H249V96H248ZM11 98H13L12 103L15 105V103H14L13 101H16V100H14V97H13V96H12ZM11 98H10V99H11ZM23 98H24V97H23ZM23 98L20 99V100H22L20 104H22V102L26 100V99L23 100ZM38 98H37V99H38ZM104 98H103V100H104ZM107 98H105V99H107ZM185 98H186V97H185ZM201 98H202V97H201ZM0 99H1V96H0ZM35 99H36V98H35ZM69 99L71 100V98H69ZM80 99H81V98H80ZM186 99H187V98H186ZM217 99H220V100L218 101ZM2 100H4V99H2ZM7 100H8V99H7ZM49 100H50V99H49ZM129 100H130V99H129ZM129 100H127V101H129ZM139 100H140V98H139ZM188 100H189V99H188ZM0 101H1V100H0ZM38 101H39V100H38ZM71 101H72V100H71ZM71 101H70V102H71ZM132 101L134 102V99H133ZM2 102H3V101H2ZM16 102H18V101H16ZM25 102H26V101H25ZM28 102H29V101H28ZM40 102L42 103L41 100H40ZM117 102H118V100H117ZM222 102H223V100H222ZM12 103H10V104L12 105ZM38 103H39V102H38ZM85 103H86V102H85ZM122 103H123V102H122ZM124 103H127V102L125 101ZM128 103H131V102H128ZM128 103H127V104H128ZM136 103H137V102H136ZM183 103H185V102H183ZM203 103H204V102H203ZM50 104H51V103H50ZM54 104H55V103H54ZM75 104H76V103H75ZM75 104L73 103V106H74V107L78 106V105L75 106ZM77 104H78V103H77ZM127 104H126V105H127ZM131 104H132V103H131ZM134 104H135V103H134ZM171 104H172V102H171ZM176 104H178V103L176 102ZM192 104H193V103H192ZM197 104H198V103H197ZM206 104H209V106H206ZM210 104L212 105V107H210ZM263 104H264V103H263ZM263 104H262V105H263ZM23 105H24V103H23ZM26 105H27V103L25 104V106H26ZM37 105H38V104H37ZM42 105H43V104H42ZM82 105H83V104H82ZM120 105H121V104H120ZM124 105H125V104H124ZM157 105H161V104H157ZM164 105H166V104H163V106H162V105H161V106H158L159 109H160V112H161V113L163 112L161 109H162L163 107L165 108ZM12 106H13V105H12ZM21 106H22V105H21ZM93 106H94V105H93ZM121 106H122V105H121ZM132 106H134V105H132ZM215 106H216L217 108L219 107V105H216V104H215ZM223 106H224V105H223ZM14 107H15V106H14ZM22 107H23V106H22ZM40 107H42V106L40 105ZM40 107L38 106V108H40ZM139 107H140V106H138V108L136 107V108H137V111L140 109ZM156 107H157V106H156ZM161 107H162V108H161ZM177 107H178V105H177ZM180 107H181V105H180ZM192 107H193V106H192ZM204 107H205L206 109H205ZM207 107H208V108H207ZM220 107H222V104L220 105ZM12 108H13V107H12ZM77 108H78V107H77ZM77 108H76L75 110H77ZM100 108H101V107H100ZM168 108H169V107H168ZM168 108H167V106H166V109H163L164 112H166V110H167ZM178 108H179V107H178ZM182 108H184V107H182ZM182 108H181V109H182ZM195 108H197V107L195 106ZM214 108H215V107H214ZM14 109H15V108H14ZM209 109H208V110H209ZM212 109H213V108H212ZM215 109H216V108H215ZM215 109H213V110H215ZM222 109H225V108H222ZM12 110H13V109H12ZM23 110H24V109H23ZM176 110H180V109H176ZM185 110H187V109H185ZM192 110H193V108H192ZM220 110H221V109H220ZM245 110L248 111L247 109H245ZM252 110H253V108H252ZM10 111H11V110H10ZM13 111H14V110H13ZM17 111H18V110H17ZM17 111L15 112L16 114H17ZM20 111H21V110H20ZM20 111H19V112H20ZM25 111H26V110H25ZM73 111H74V110H73ZM190 111H191V110H190ZM205 111H204V112H205ZM211 111H212V110H211ZM211 111L209 110V111H206V112L210 113ZM217 111H218V110H217ZM66 112H68V111H66ZM164 112H163V113H164ZM68 113H69V112H68ZM161 113H160V114H161ZM216 113H217V112H216ZM244 113H245V112H244ZM13 114H14V113H13ZM16 114H15V115H16ZM20 114H21V113H20ZM73 114H74V113H73ZM73 114H72L71 116L74 117ZM219 114H220V113H219ZM219 114H216L217 117H222V114H223V113L220 114L221 116H219ZM21 115H22V114H21ZM67 115H68V114H67ZM216 115H215V116H216ZM223 115H224V114H223ZM76 116H77V115H76ZM163 116H164V115H163ZM168 116H170V115H168ZM14 117H15V116H14ZM73 117H72V119H70V120H74V121H72V122H75L76 118H75V117L73 118ZM249 117H250V116H249ZM70 118H71V117H70ZM250 118H251V117H250ZM15 119H16V118H15ZM226 119H228V118H226ZM238 120H239V119H238ZM249 120L251 121V119H249ZM68 121H69V120H68ZM245 121H247V120H245ZM17 122H18V121H17ZM17 122H15V123H17ZM72 122L69 121L70 124L68 123V124H66V125H64V126H65V127L68 126V125H69L68 127H70V126H74V127H71V129H72V130H75V129H74V128H75V123H74V124H71ZM229 122H230V121H229ZM66 123H67V122H66ZM238 123H239V122H238ZM249 123H250V122H249ZM253 123H254V122H253ZM262 123H264V122H262ZM76 124H77V123H76ZM157 124H158V123H157ZM122 125H124V124L119 125L120 128H121L120 130L123 129L124 132H126V131H125L126 129L123 128ZM159 125H160V124H159ZM163 125H164V124H163ZM163 125H162V126H163ZM258 125H259V127H260L261 124H258ZM44 126H46V125H44ZM44 126H43V127H44ZM48 126H49V125H48ZM64 126H63V127H64ZM113 126H115V125H113ZM121 126H122V127H121ZM157 126H158V125H157ZM162 126H160V127H162ZM255 126L257 127L256 124H255ZM63 127H62V128H63ZM65 127H64V128H65ZM68 127H66V128H68ZM111 127H112V126H111ZM116 127H117V126H116ZM116 127H112V128H116ZM124 127H125V126H124ZM35 128H36V127H35ZM35 128H33V130H36L35 133H31V134H34L35 136H36V135H37V136H38V135L40 136L41 134H43V132H44L43 130H44L46 127H44L43 130H39L38 127H37L38 129H35ZM47 128H48V127H47ZM50 129H51V128H49V130H50ZM57 129H58V128H57ZM68 129H69V128H68ZM108 129H109V128H108ZM149 129H150V128H149ZM149 129H148V130H149ZM156 129H158V128H156ZM37 130L41 131V132H40L41 134H39V133L36 134V133H37ZM49 130H48V131H49ZM123 130H122V132H123ZM150 130H151V129H150ZM46 131H47V130H45V135H46V134H49L48 131H47V133H46ZM151 131H152V133L154 132L153 129H152ZM151 131H150V132H151ZM209 131H210V130H208L207 133H211V132H209ZM32 132H33V131H32ZM49 132H50V131H49ZM52 132H53V131H52ZM52 132H50V135L52 134ZM115 132H116V131H115ZM124 132H123V134H124ZM148 132H149V131H148ZM213 132L215 133V131H213ZM75 133H76V132H75ZM75 133H74V134H75ZM116 133H117V132H116ZM129 133H130V132H129ZM134 133H135V132H134ZM28 134H29V132H28ZM31 134H30V135H31ZM78 134H79V133H78ZM78 134H77V135H78ZM104 134L106 135V133H104ZM126 134H127V133H126ZM197 134H198V137H199V132H198ZM200 134H204V133H200ZM50 135H49V137H50ZM55 135H56L57 137L59 136V135H57V133L54 134V136H55ZM60 135H61V134H60ZM129 135H130V136H129ZM129 135H128V136H129L130 139H131V138H132L131 135H134V134L131 133V134H129ZM28 136H29V135H28ZM42 136L44 137V135H42ZM51 136H52V135H51ZM54 136H53V137H54ZM72 136H73V135H72ZM75 136H76V135H75ZM107 136H108V135H107ZM120 136H121V135H120ZM120 136H119V137H120ZM123 136H124V135H123ZM153 136H154V133H153ZM192 136H193V135H192ZM16 137H17V136H16ZM40 137H41V136H40ZM53 137H52V139H53ZM79 137H80V136H79ZM121 137H122V136H121ZM147 137H148V136H147ZM155 137H156V136H155ZM188 137H189V136H188ZM188 137H187V138H188ZM201 137H202V136H201ZM201 137H199V138H201ZM30 138H31V136H30ZM68 138H69V137H68ZM76 138H78V137H76ZM109 138H110V137H109ZM124 138L126 139V138H128V137H126V135H125ZM151 138H153V137H151ZM189 138H190V137H189ZM189 138H188V139H189ZM192 138H194V137H192ZM259 138H260V137H259ZM262 138H263V136H261V139H259L258 142L261 143V140H264V139H262ZM17 139H18V138H17ZM38 139H40V138H38ZM55 139H56V138H55ZM79 139H80V138H79ZM133 139H136V138H133ZM147 139H148V138H147ZM172 139H173V138H172ZM188 139H186V140H188ZM254 139H255V138H254ZM19 140H20V139H19ZM28 140H29V139H28ZM66 140H67V139H66ZM77 140H78V139H77ZM81 140H82V139H81ZM123 140H124V139H123ZM127 140H128V139H127ZM131 140H132V139H131ZM154 140H155V139H154ZM186 140H184V141L186 142ZM256 140H258V137H257ZM256 140H255V141H256ZM1 141H2V140H1ZM52 141H53V140H52ZM78 141H79V140H78ZM111 141H112V140H111ZM58 142H60V140H59ZM58 142H57V143H58ZM65 142H66V141H65ZM68 142H70V141H68ZM138 142H139V141H138ZM153 142H155V141H153ZM54 143H55V142H54ZM253 143H256V142H253ZM135 144H136V143H135ZM249 144H250V143H249ZM256 144H257V143H256ZM262 144H263V142L261 143V145H262ZM55 145L57 146V144H55ZM68 145H72V144H68ZM68 145H67V146H68ZM146 145H147V144H146ZM151 145H152V144H151ZM259 145H260V144H258L257 146H259ZM34 146H35V145H34ZM38 146H39V145H38ZM56 146H55V147H56ZM72 146H73V145H72ZM72 146H71V147H72ZM98 146H100V145H98ZM144 146H145V145H144ZM187 146H188V145H187ZM68 147H69V146H68ZM73 147H74V146H73ZM75 147H77V146H75ZM75 147H74V148H75ZM37 148H38V147H37ZM78 148H79V147H78ZM78 148H77V149H78ZM81 148H82V147H81ZM83 148H84V147H83ZM263 148H264V147H263ZM263 148H262V149H263ZM68 149H70V148H68ZM154 149H156V148H154ZM154 149H152V150H154ZM204 149H206V148H204ZM204 149H203V151L201 150L203 153H205V152H204ZM35 150H36V148H35ZM78 150H79V149H78ZM115 150H116V149H115ZM81 151H82V152H81ZM81 151H80V154L83 153V157H84V156H85L84 154H85L86 152L84 153L83 150H81ZM112 151H113V150H112ZM154 151H155V150H154ZM156 151H157V149H156ZM206 151H207V150H206ZM121 152H122V151H121ZM157 152H158V151H157ZM202 152H200V153H202ZM214 152H215V151H214ZM219 152H220L221 154H220ZM219 152L216 151V154H217L216 156H217V158H219L218 154H220L221 156L225 155V154L222 153L221 151H219ZM0 153H1V152H0ZM30 153H31V152H30ZM36 153H37V152H36ZM43 153H44V152H43ZM207 153H208V152H207ZM78 154H79V153H78ZM90 154H91V153H90ZM263 154H264V153H263ZM39 155H40V154H39ZM56 155H57V154H56ZM71 155H72V154H71ZM76 155H77V154H76ZM119 155H120V154H119ZM119 155H118V156H119ZM199 155H200V154H199ZM201 155H203V154H201ZM201 155H200V156H201ZM204 155H205V154H204ZM208 155H209V157H211V153H210V154H207L206 156H208ZM40 156H42V155H40ZM65 156H66V158H67V155H65ZM72 156H73V155H72ZM81 156H82V155H81ZM118 156H117V157H118ZM212 156H215V155H212ZM216 156H215V157H216ZM1 157H2V156H1ZM27 157H28V156H27ZM37 157L39 158L38 155H37ZM43 157L45 158V156H43ZM74 157H75V156H74ZM85 157H86V156H85ZM183 157H184V156H183ZM197 157H199V156H197ZM227 157H228V156H227ZM227 157H226V158H227ZM32 158H33V157H32ZM38 158H37V159H38ZM40 158L42 159V157H40ZM118 158H119V157H118ZM173 158H174V157H173ZM224 158H225V157H224ZM17 159H18V158H17ZM62 159H63V158H62ZM67 159H68V158H67ZM84 159H85V158H84ZM115 159H116V156H115ZM120 159H122V157H121ZM174 159H175V158H174ZM233 159H235V158H233ZM233 159H231V161H230V159H229V157H228V161H227V162H228V163L230 162V165H231V163H232V164L234 163V162L232 161ZM34 160H35V159H34ZM39 160H40V159H39ZM43 160H44V159H42V161H39L40 163H39L38 161H36V160H35V161L38 162V163L41 165V162H45V160H44V161H43ZM53 160H54V159H53ZM69 160H70V159H69ZM122 160H123V159H122ZM122 160H121V161H122ZM31 161H32V160H31ZM31 161H30V162H31ZM63 161H64V160H63ZM84 161H85V160H84ZM1 162H2V161H1ZM32 162H33V161H32ZM81 162H82V161H81ZM118 162H119V161H118ZM235 162H236V161H235ZM38 163H37V164L35 163V164H36L35 166H38V165H39ZM45 163H49V162H45ZM121 163H122V162H121ZM165 163H166V162H165ZM119 164H120V163H119ZM122 164H123V163H122ZM125 164H126V162H125ZM148 164H149V163H148ZM167 164H168V163H167ZM234 164H235V163H234ZM40 165H39V166H40ZM44 165H45V164H44ZM76 165H77V164H76ZM93 165H94V163H93ZM35 166H34V168H35ZM121 166H122V165H121ZM238 166H239L238 168H241V167H242V166H240V165H238ZM40 167H41V166H40ZM44 167H45V166H44ZM92 167H93V166H92ZM88 168H89V167H88ZM94 168H95V167H94ZM122 168H125V167L123 166ZM152 168H153V167H152ZM204 168H205V167H204ZM236 168H237V167H236ZM20 169H21V168H20ZM89 170H90V168H89ZM122 170H124V169H122ZM125 170L128 171V170H130V169H128V168L126 169V168H125ZM200 170H201V169H200ZM196 171H197V170H196ZM203 171H204V170H203ZM205 171H207V170H205ZM108 172H109V171H108ZM4 173H5V172H4ZM137 173H138V172H137ZM203 173H204V172H203ZM209 173H211V172H209ZM5 174H8V172L5 173ZM89 174H90V173H89ZM216 174H217V172H216ZM8 175H9V174H8ZM56 175H57V174H56ZM152 175H153V174H152ZM207 175H209V174H207ZM205 176H206V175H205ZM246 176H247V175H246ZM227 177H229V176H227ZM227 177H226V178H227ZM239 177H240V176H239ZM247 177H249L248 179H250V180H251V179H256V177H255V178H254V177L252 178V177H250V176H247ZM6 178H7V177H6ZM60 178H61V177H60ZM193 178H194V177H193ZM210 178H211V177H210ZM245 178H246V177H245ZM245 178H244V179H245ZM8 179H9V178H8ZM10 179H11V178H10ZM66 179H67V178H66ZM212 179H213V178H212ZM237 179H240V178H237ZM237 179H236V181H233V180H234V179H233L232 182H233V183H234V182H237ZM244 179H243V180H244ZM248 179H247V180H248ZM11 180H12V179H11ZM11 180H10V181H11ZM55 180H56V179L54 178V180H53V181L51 180V181L54 183ZM142 180H143V179H142ZM144 180H145V179H144ZM230 180H231V179L229 178V181H230ZM241 180H242V178H241ZM247 180L244 181V182H245V186L242 185V182H243V181H242L241 183L238 181V183H240L242 186H241V185H237L236 183H234V185H235V186H234V185L232 184V182H231V181H230V182H231V184L234 186V189H235V190H237V188H239V189L237 190L238 193H239V191H240L241 189H242V190H241L240 192H244L243 189L246 190V189H245L246 184H249V183L252 181V180H251V181L249 180L250 182L248 183ZM256 180H258V179H256ZM49 181H50V180H49ZM192 181H193V180H192ZM195 181H196V180H195ZM227 181H228V179H227ZM227 181H226V182H227ZM229 181H228V182H229ZM253 181H254V180H253ZM253 181H252V183H253ZM258 181H259V180H258ZM1 182H2V181H1ZM6 182H7V181H6ZM15 182H17V181H15ZM15 182H14V183H15ZM76 182H77V181H76ZM141 182H142V181H141ZM145 182H146V181H144V183H145ZM160 182H161V181H160ZM180 182H181V181H180ZM262 182H263V181H262ZM50 183H51V182H50ZM55 183H58V181H55ZM55 183H54V184H52V183L50 184L51 186L54 185V190H53V188L50 186L51 189H52V192H51V193H53V195L55 194L54 192L56 191L55 188H57V187H55V185H56V186H59V185H57V184H55ZM80 183H81V182H80ZM136 183H137V182H136ZM163 183H164V182H163ZM176 183H178V182H176ZM192 183H193V182H192ZM256 183H257V182H255V185H256ZM81 184H82V183H81ZM138 184H140V183H138ZM145 184H146V183H145ZM174 184H175V183H174ZM220 184H221V183H220ZM231 184H230V185H231ZM9 185H10V184H9ZM9 185H8V186H9ZM46 185H47V184H46ZM48 185H49V184H48ZM72 185H73V184H72ZM72 185H71V186H72ZM82 185H83V184H82ZM169 185H170V184H169ZM178 185H179V184H178ZM230 185H229V186H230ZM236 185H237V187H236ZM251 185H252V184H250V186H251ZM16 186H17V185H16ZM60 186H62V185H60ZM68 186H70V184H68ZM76 186H77V185H76ZM83 186H84V185H83ZM88 186H90V185H88ZM133 186H134V185H133ZM135 186H136V185H135ZM149 186H150V185H149ZM173 186H174V185H173ZM173 186H168V185H167L166 187L172 189ZM175 186H177V185L175 184ZM175 186H174V187H175ZM193 186H194V185H192V187H193ZM201 186H202V185H201ZM203 186H204V185H203ZM225 186H226V185H225ZM227 186H228V185H227ZM229 186H228V187H229ZM239 186H240V187H239ZM2 187H3V186H2ZM46 187H47V186H46ZM48 187H49V186H48ZM50 187L48 188V191H50ZM77 187L79 188V185H78ZM77 187H76V188H77ZM84 187H85V186H84ZM104 187H105V185H104ZM136 187H137V186H136ZM138 187H140V185H138ZM141 187H142V186H141ZM141 187H140V188H141ZM178 187H179V189H180L179 191H183V190H184V189L181 190L180 185L177 186V188H178ZM208 187H209V186H208ZM210 187H211V186H210ZM218 187H220V186H218ZM231 187H232V186H231ZM231 187H229L230 190L233 188V187H232V188H231ZM235 187H236V188H235ZM248 187H249V186H248ZM13 188H14V187H13ZM60 188H61V187H60ZM72 188H74V186L71 187V189H72ZM87 188H88V187H87ZM94 188H95V187H94ZM132 188H133V187H132ZM195 188H196V186H195ZM195 188H194L193 190H195ZM200 188H201V187H200ZM202 188H204V187H202ZM221 188H222V186H221ZM229 188H228V189H229ZM246 188H247V187H246ZM249 188L251 189V187H249ZM249 188H248V190H249ZM45 189H47V188H45ZM74 189H75V188H74ZM74 189H72V190H74ZM91 189H92V188H91ZM97 189H98V188H97ZM188 189H189V188H188ZM198 189H199V188H198ZM198 189H197V190H198ZM212 189H213V188H212ZM216 189H217V188H216ZM216 189H215V190H216ZM219 189H220V188H219ZM224 189H226V190H225L226 192H227V191H229V192L232 191V190H231V191H230V190H227V188H224ZM41 190H42V189H41ZM43 190H44V188H43ZM58 190H59V188H57L56 193L59 194V196H61V195H60L61 193H59V192H61V189L59 190V192H58ZM79 190H81V189H79ZM79 190H78V191H79ZM98 190H100V189H98ZM136 190H138V189H136ZM193 190H189V192L191 191V193H193V192H192ZM204 190L206 191V188H204ZM207 190H209V189H207ZM220 190H221V189H220ZM220 190H219L218 192H216V194L219 193V197L222 196V195H220V193H221ZM222 190H223V189H222ZM222 190H221V191H222ZM75 191H77V189H75ZM75 191H74V193H76ZM78 191H77V192H78ZM90 191H91V190H90ZM112 191H113V189L111 190V192H112ZM144 191H145V190H144ZM169 191H170V190H169ZM198 191H199V190H198ZM198 191H197V193H200V191H199V192H198ZM205 191H204V193H205ZM210 191H211V190H210ZM237 191H234V190H233L232 193H234V194L236 193V194H237ZM246 191H247V190H246ZM63 192H64V191H63ZM99 192H100V191H99ZM184 192H186V188H185ZM201 192H202V190H201ZM226 192H225V193H226ZM47 193H48V192H46V194H47ZM69 193H70V191H69ZM74 193H73V194H74ZM80 193L82 194L83 192H80ZM80 193H78V194H80ZM84 193H85V192H84ZM91 193H92V191H91ZM122 193H123V192H122ZM182 193H183V192H182ZM212 193H213V192H212ZM212 193H211V194H212ZM225 193L223 192V194H225ZM244 193H246V192H244ZM262 193H263V192H262ZM57 194H56V198H54V197L52 196V194H50V195L54 198V200H53V199H51V196H49L50 199L52 200V203H53L54 201H56L55 199H57V196H58ZM76 194H77V193H76ZM81 194H80V197H79V201H80V199L84 198V196H85V195H83V197H82ZM85 194H86V193H85ZM97 194H98V197H99V196H100L101 194H103V193H101V194H100V193H97ZM154 194H155V193H154ZM211 194L209 195L210 197H211ZM216 194H215V195H216ZM48 195H49V193H48ZM71 195H72V194H71ZM110 195H111V194H110ZM200 195H201V193H200ZM213 195H214V194H212V196H213ZM229 195H231V194H229ZM259 195H260V194H259ZM24 196H25V195H24ZM24 196H23V197H24ZM54 196H55V195H54ZM59 196H58V197H59ZM72 196H73V195H72ZM209 196H208V198H209ZM47 197H48V196H45V197L42 198V199H44V201H46L45 198L49 200V197H48V198H47ZM89 197H90V196H89ZM116 197H117V196H116ZM123 197H124V196H123ZM147 197H148V196H147ZM184 197H185V195H184ZM184 197H183V199H184ZM217 197H218V196H217ZM219 197H218V198H219ZM222 197H223V196H222ZM261 197L263 198L264 195H263V196L261 195L260 198L257 197V196L254 197V198H256V199L253 198V200H256V201L258 200L257 202H256V201H255V202H256V203H259V206H260V208L262 209V211H260V213H259V207L257 208V205H255V204L253 205V204H252L253 201H252V198H251V197H250L251 199L248 198V199H250L248 202L250 203V202L252 201V203H251L252 206H251L250 204H248V203H246V205H244V206H247V205H248V207H249V205L251 206V208L249 207L250 211H248V210H247V211L249 212L250 215H252V217L254 216L253 214L257 215L256 217H258V222H259V220H260L259 216H261V214H263V217H264V208L262 207V205H263L264 203L262 202L263 200L261 199ZM25 198H26V197H25ZM72 198L74 199V196H73ZM91 198H92V197H91ZM99 198H100V197H99ZM99 198H98L97 200H100V199H101V198H100V199H99ZM102 198H104V197L102 196ZM257 198H259V199H257ZM84 199H85V198H84ZM200 199H201V198H200ZM206 199H207V198H206ZM206 199H205V200H206ZM209 199L211 200L212 197L209 198ZM209 199H207V200H209ZM214 199H215V197H214ZM214 199H213V200H214ZM219 199H221V198H219ZM243 199H244V198H243ZM243 199L241 200V202L243 201L242 203H245V201L247 200V197H246V199H244L245 201H244ZM263 199H264V198H263ZM22 200H24V199H22ZM48 200H47V202H48ZM59 200H60V198H59ZM87 200H89V198H88ZM87 200H86V201H87ZM90 200H91V199H90ZM90 200H89V201H90ZM92 200H93V198H92ZM132 200H133V199H132ZM186 200H188V199H186ZM186 200H185V202L187 203V206H188L189 208H191V210H192V209L194 208V206H196L195 200H194L193 202H192L193 199H192V200H188V202L191 201L190 203H188ZM210 200H209V202H210ZM213 200H212V201H213ZM222 200H224V199H222ZM226 200H227V199H226ZM260 200H261V201H260ZM6 201H7V200H6ZM13 201H14V198H13ZM24 201H25V200H24ZM76 201H77V200H76ZM86 201H84V202H86ZM106 201H107V200H106ZM108 201H109V200H108ZM134 201H135V200H134ZM178 201H179V200H178ZM200 201H201V200H200ZM215 201H217V198L215 199ZM215 201H214V202H215ZM229 201H230V200H229ZM233 201H234V200H232V202H233ZM238 201H239V200H238ZM37 202H38V201H37ZM42 202H43V201H42ZM97 202H98V201H97ZM109 202H110V201H109ZM126 202H127V201H126ZM131 202H132V201H131ZM156 202H157V201H156ZM185 202H184V201L182 202L183 205H185V204H184ZM196 202H197V201H196ZM198 202H199V201H198ZM220 202H221V201H220ZM227 202H228V201H227ZM234 202H237V201H234ZM246 202H247V201H246ZM260 202H262L263 204L261 203V204H262V205H261ZM3 203H4V202H3ZM7 203H8V202H7ZM19 203H20V202H19ZM49 203H50V202H49ZM54 203H55V202H54ZM61 203H62V202H61ZM79 203H80V202H79ZM79 203H78V204H79ZM81 203H83V201H81ZM86 203H87V204H85L84 207H89V206H91V205L88 206V203H89L88 201H87ZM93 203H94V200H93ZM110 203H111V202H110ZM151 203H153V202H151ZM182 203H180V205H181ZM194 203H195V204H194ZM200 203H201V202H200ZM210 203H211V204H210ZM210 203H207L208 205L210 204L209 209H210L211 207L214 206V205L212 204V202H210ZM11 204H12V202H11ZM27 204L30 205L31 203L29 202V203H27ZM78 204L76 203V205H74L75 210L77 209L78 211H75L74 209H70V210H69V211H72V210H73V212L75 211V213L72 212L74 215H75L76 213H80V215H81V214H84L83 212L86 211V208H84V207H82V206L79 208V207H78ZM99 204H101V203H99ZM127 204H128V203H127ZM130 204H131V203H130ZM193 204H194V205H193ZM203 204L206 205V203H203ZM203 204H201L202 207L204 206ZM232 204H233V203H232ZM234 204H235V203H234ZM239 204H240V203H239ZM14 205H16V204L14 203ZM18 205H19V204H18ZM71 205H73V204L71 203ZM79 205H80V204H79ZM81 205H82V204H81ZM86 205H87V206H86ZM95 205H96V204H94L93 206H95ZM111 205H112V204H111ZM124 205H125V204H124ZM199 205H200V204H198V206H196V207H198V210L201 208V205H200V207H199ZM212 205H213V206H212ZM12 206H13V205H12ZM19 206L21 207V204H20ZM33 206H34V209H35V205L32 204V207H33ZM64 206H65V205H64ZM93 206H91V209H90V207L87 208V209H88V210H87V213L85 212V214H84L85 217H86V215H87L88 220H90L89 218H92L93 214H94V215H95V214H96V215L98 214V215L100 216V213L102 212V210H101L100 213H94L96 209H95V210L93 209V210H94V212H93V210H92ZM99 206H100V205H99ZM116 206H117V205H116ZM128 206L130 207L129 204L127 205V208H129ZM173 206H175V205H173ZM177 206H178V205H177ZM181 206H182V205H181ZM236 206H237V205H236ZM14 207L16 208V206H14ZM30 207H31V205H30ZM30 207H29V208H30ZM36 207H37V205H36ZM39 207H40V206L38 205V209H39ZM47 207H48V206H47ZM57 207H58V205H56V208H57ZM76 207H77V208H76ZM105 207H106V206H105ZM179 207H180V206H179ZM179 207H178V208H179ZM192 207H193V208H192ZM1 208H3V207H1ZM11 208H12V207H11ZM43 208H44V206H43ZM48 208H49V207H48ZM60 208H62V207H60ZM112 208H113V207H112ZM112 208H111V212H112ZM121 208H123V207H121ZM175 208H177V207H175ZM207 208H208V207H207ZM244 208H245V207H244ZM38 209H36V210L39 211L40 209H39V210H38ZM79 209H80V210L82 209L81 211H83V212L79 211ZM84 209H85V211H84ZM123 209H124V208H123ZM162 209H163V208H162ZM185 209H186V208H185ZM185 209H184V211H185ZM196 209H197V208H195V209L193 210V213H194V211H195ZM201 209H202V208H201ZM201 209H200V210H201ZM203 209H204V207H203ZM205 209H206V208H205ZM236 209H237V208H236ZM242 209H243V208H242ZM242 209L240 210L241 212H242ZM246 209H247V208H246ZM4 210H5V209H4ZM4 210L2 209V211H4ZM32 210H33V209H32ZM36 210H35V211H36ZM41 210H42V209H41ZM46 210H47V209H46ZM46 210H45V211H46ZM48 210H49V209H48ZM48 210H47V211H48ZM58 210H60V209L58 208ZM97 210H98V209H97ZM113 210H115V209H113ZM127 210H128V209H127ZM130 210H132V208H131ZM186 210H187V209H186ZM206 210H208V209H206ZM45 211L43 210V212H45ZM98 211H99V210H98ZM121 211L124 212V210H122V209H121ZM121 211H120V213H119V212H118V213L121 214V215L123 214L122 216H124V214L127 213V212L121 213ZM201 211H202V210H201ZM210 211H211V210H210ZM227 211H228V210H227ZM227 211H226V212H227ZM9 212H10V211H8L7 213L9 214ZM13 212H14V211H13ZM58 212H59V211H57V213H58ZM60 212L63 213L62 210H61ZM103 212H104V211H103ZM103 212H102V213H103ZM106 212H109V211H106ZM115 212H116V211H115ZM162 212H164V211L161 210V214H163ZM197 212H198V213H197ZM199 212H200V211H196L195 213H197V214H201V213H199ZM257 212H258V213H257ZM262 212H263V213H262ZM1 213H2V212H1ZM36 213L39 214L38 212H36ZM61 213H60V214H61ZM66 213H68V212H66ZM112 213H113V212H112ZM154 213H155V212H154ZM158 213H159V211H158ZM206 213H208V212H206ZM227 213H229V212H227ZM227 213H226V214H227ZM230 213H231V212H230ZM230 213H229V214H230ZM238 213H239L240 215H243V218H242V219H245L246 221L248 220V218H246L247 215H246V217L244 216V213H245V212L242 213V214H241L240 212H238ZM246 213H247V212H246ZM5 214H6V213H4V215H5ZM11 214H13V213L11 212ZM43 214H45V213H43ZM46 214H48V213H46ZM50 214H51V212H50ZM68 214H69V213H68ZM73 214H71V217H72ZM131 214H132V213H131ZM131 214H130V215H131ZM155 214H157V213H155ZM155 214H154V218H156V223H157L158 221L160 222L161 220H159L157 216L155 217ZM202 214H203V213H202ZM229 214L225 216V212L223 213V215H224L225 217L230 216V217H232L231 220L234 219V216H235V215H233V214L231 213V215H233V216H231V215H229ZM6 215H7V214H6ZM55 215H57V214H55ZM55 215H54V213H52V216H55ZM61 215H63V214H61ZM78 215H79V214H78ZM78 215H77V217H79ZM84 215H82V216L84 217ZM98 215H97V216H98ZM104 215L107 216L105 213H104ZM150 215H151V214H150ZM159 215H160V214H159ZM159 215H158V216H159ZM223 215L221 214V217H222ZM240 215L238 216V219L242 217V216H240ZM40 216H41V215H40ZM45 216H46V215H45ZM50 216H51V215H50ZM57 216H58V215H57ZM63 216H65V217H64L65 221H68V219H69L70 216H66L65 213H64ZM89 216H91V217H89ZM97 216H95V217H97ZM99 216H98V217H99ZM102 216H103V215H102ZM119 216H120V215H119ZM122 216H121V219L123 218L122 220L125 221L124 217H122ZM195 216H197V215H195ZM199 216H200V215H199ZM236 216H237V215H236ZM236 216H235V217H236ZM7 217H10V216L7 215ZM46 217H47V216H46ZM48 217H49V216H48ZM71 217H70V218H71ZM73 217H74V216H73ZM77 217H74V218L76 219ZM93 217H94V216H93ZM98 217H97V219H98ZM109 217H110V216H109ZM109 217H108V218H109ZM112 217H113V216H112ZM142 217H143V216H142ZM161 217L164 218L165 215H162V216L160 215V219H161ZM225 217H224V218L222 217V218H223V219H227V218H225ZM230 217H229L228 219H230ZM244 217H245V218H244ZM4 218L7 219L6 217H4ZM43 218H44V217H43ZM43 218H42V219H43ZM50 218H53V217H50ZM58 218H62V217H58ZM66 218H67V220H66ZM104 218H105V217H104ZM146 218H147V217H146ZM151 218H152V217H151ZM165 218H166V217H165ZM218 218L221 219V218H220V215L218 216ZM218 218H217V219H218ZM253 218H254V217H253ZM261 218H262V216H261ZM78 219H79V218H77V220H78ZM85 219H86V218H85ZM85 219H84V221H85ZM126 219H127V218H126ZM131 219H132V218H131ZM143 219H144V217H143ZM148 219H149V218H148ZM157 219H158V221H157ZM219 219H218V221H221V220H219ZM235 219H236V218H235ZM235 219H234V220H235ZM238 219H237V220H238ZM1 220H2V219H1ZM52 220H53V219H52ZM80 220H81V219H80ZM82 220H83V219H82ZM103 220H104V219H103ZM128 220H130V217H129ZM153 220H154V219H153ZM153 220L151 219V221H153ZM181 220H182V219H181ZM234 220H233V222L230 223L231 225L234 224ZM237 220H236V221H237ZM254 220H255V219H254ZM254 220H253V221H254ZM262 220H263V218H262ZM262 220H261V221H262ZM43 221H44V220H43ZM60 221H61V219H60ZM95 221H96V220H95ZM104 221H105V220H104ZM124 221H123V222H124ZM130 221H131V220H130ZM130 221H127V220H126L125 222L128 223V222H130ZM134 221H135V219H134L133 221H131V224H132V223H133V224H134V223L136 224V222H134ZM141 221H142V223L145 222V221H143V220H141ZM162 221H163V220H162ZM187 221H189V220H187ZM229 221H230V220H229ZM243 221H244V220H243ZM261 221H260L259 223L263 224V227H264V223H263V221H262V222H261ZM10 222H11V220H10ZM15 222H16V221H15ZM61 222H62V221H61ZM68 222L70 223L71 221L69 220ZM68 222H66V223H68ZM101 222H102L101 224L103 225V228L101 229V232H102V231L104 230V228H105V227H104V226H105V223H103V221H101ZM105 222H106V221H105ZM159 222H158V223H159ZM164 222H165V221H164ZM176 222H177V220H176ZM184 222H185V221H184ZM224 222H225V221H224ZM226 222H227V221H226ZM256 222H257V221H256ZM258 222H257V225H259ZM51 223H52V222H51ZM63 223H64V222H63ZM92 223H94V222H92ZM92 223H91V224H92ZM95 223H96V222H95ZM98 223H99V222H98ZM138 223H139V222H138ZM138 223L136 224V225H137V228H138V225H141V224H138ZM151 223H152V222H151ZM170 223H171V222H170ZM170 223H168V224H170ZM187 223H188V222H187ZM210 223H211V222H210ZM214 223H215V222H213V225H214ZM227 223H228V222H227ZM237 223H238V221H237ZM239 223H240V222H239ZM242 223H244V222H242ZM49 224H50V223H49ZM64 224H65V223H64ZM70 224H72V222H71ZM99 224H100V223H99ZM101 224H100V225H101ZM106 224H107L106 227L109 228V231L112 230V227H113L114 225L116 226V222H115V223H114V222H112V223L110 222L109 226H108V223H106ZM111 224H112V225H111ZM124 224H125V223H123V226H124ZM135 224H134V225H135ZM147 224H148V223H147ZM154 224H155V221H154ZM161 224H164V223L161 222ZM168 224H167V225H168ZM173 224H174V223H173ZM181 224H182V223H181ZM189 224H190V223H189ZM189 224H188V227L191 226V225L189 226ZM230 224L228 225V227L222 226L223 229H225V228H229V227H230L231 229H228V230L231 231V232H232V229H234V228H235V230H237V229H236V224H235L234 227L231 226ZM261 224H260V225H261ZM10 225H11V224H10ZM16 225H17V224H16ZM16 225H15V227H17ZM50 225H51V224H50ZM50 225H49V226H50ZM53 225H54V224H53ZM73 225H75L74 227H76L75 222H73ZM79 225H83V224H82V223H79ZM94 225H95V224H94ZM96 225H97V224H96ZM96 225H95V228H96ZM120 225L122 226V224H120ZM120 225H119V226H120ZM145 225H146V222H145L144 226H145ZM164 225H165V224H164ZM167 225H166V226H167ZM174 225H175V224H174ZM192 225H193V224H192ZM237 225H242V224L240 223V224H237ZM260 225H259V226H260ZM1 226H2V225H1ZM13 226H14V225H13ZM42 226H43V225H42ZM46 226H47V225H46ZM126 226H127V225H126ZM128 226H129V224H128ZM142 226H143V225H142ZM144 226H143V227H144ZM146 226L148 227V225H146ZM149 226H150V224H149ZM158 226H159V225H158ZM177 226H178V225H177ZM200 226H201V225H200ZM214 226H215V225H214ZM214 226H213V228H215ZM226 226H227V225H226ZM10 227H11V226H10ZM20 227H22V226H20ZM23 227H24V226H23ZM23 227H22V228H23ZM55 227H57V226H55ZM72 227H73V226H72ZM98 227H99V226H98ZM98 227H97V228H98ZM101 227H102V226H101ZM101 227H100V228H101ZM124 227H125V226H124ZM159 227H160V226H159ZM163 227H164V226H162V228H163ZM167 227H168V226H167ZM170 227H171V226H170ZM174 227H175V226H174ZM193 227H194V225H193ZM224 227H225V228H224ZM241 227H242V229H243V227L246 228L247 226L242 225V226H240L239 228L241 229ZM261 227H262V225H261ZM1 228H3V227H1ZM17 228H19V227H17ZM22 228H19V230H24V229H22ZM53 228H54V227H53ZM78 228H79V227H78ZM86 228H87V227H86ZM108 228H107V229H108ZM114 228H115V227H114ZM121 228H122V227H121ZM125 228H126V227H125ZM140 228H141V226H140ZM144 228H145V227H144ZM150 228H151V227H150ZM172 228H173V226H172ZM176 228H177V227H176ZM183 228H184V225H183ZM185 228L187 229V226H186ZM191 228H192V227H191ZM199 228H201V227H199ZM199 228H198V229H199ZM252 228H254V227H252ZM79 229H80V228H79ZM107 229H106V230H107ZM122 229H123V228H122ZM166 229H167V228H166ZM170 229H171V228H170ZM198 229H197V230H198ZM207 229H208V228H207ZM215 229H216V228H215ZM215 229H214V230H215ZM240 229H239V232H240ZM242 229H241V230H242ZM256 229H257V228H256ZM26 230H27V229H25V230L23 231V233H24ZM94 230H95V229H94ZM106 230H104V231L106 232L105 234L107 235V231H106ZM114 230H115V229H114ZM141 230H142V229H141ZM150 230H151V229H150ZM184 230H185V229H184ZM209 230L212 231V232L214 231V230H211V229H210V226H209ZM217 230H218V229H217ZM228 230H227V231H228ZM235 230H233V231H234V234H235ZM243 230L245 231V229H243ZM243 230L241 231V233L243 232ZM260 230L262 231V229H261L260 227H258L257 232H254V234L258 235L257 233L260 232L259 234L261 235L262 232H261ZM263 230H264V228H263ZM115 231H116V230H115ZM121 231H122V230H121ZM127 231L129 232L128 228H127ZM145 231H147V229H146ZM167 231H169V229H168ZM171 231L174 232L173 229L170 230V232H171ZM177 231H178V230H177ZM177 231H175V232H177ZM181 231H183V229H181ZM187 231H188V230H187ZM189 231H192V230L190 229ZM215 231H216V230H215ZM218 231H219V230H218ZM227 231H224V232H223V230L219 231V232H218V236L221 237V234H222V233H220V232H223V233L227 234V235H226L227 237L231 236V237L233 238V234L231 233L232 235H230V234L228 235V232H229V231H228V232H227ZM5 232H6V231H5ZM9 232H10V231H9ZM28 232H29V231H28ZM113 232H114V231H113ZM143 232H144V231H143ZM149 232H151V231H149ZM172 232H171V233H172ZM196 232H197V231H196ZM196 232H188L187 235H189V234L191 233V235H192L194 238L196 237V239H195L196 241H198V240H201V241H202L203 238L201 239V238H200L201 236L199 237V233H198V235H197ZM216 232H217V231H216ZM226 232H227V233H226ZM245 232H246V231H245ZM245 232H244V233H245ZM25 233H27V232H25ZM25 233H24V234H25ZM29 233H30V232H29ZM133 233H134V232H133ZM133 233H130V236H131V234H133ZM145 233H146V232H145ZM178 233H181V232H177V233H175V234H177V236L179 237V239H177V238L175 239V237H174V239L177 240V241H175V242H177V243L179 242V244H180V243H182V245H183L184 243L187 244V242L190 241V239H191V240L194 239V238H192L191 235H190V236H189L190 238H188V237L186 236V237H187V242L182 241V238H181V236H180L181 234L178 235ZM193 233H195V235H194ZM200 233H201V231H200ZM213 233H214V232H213ZM246 233H247V236H249L250 233H248V232H246ZM9 234H10V233H9ZM20 234H21V232L19 231V235H18V234H16V235L20 236ZM86 234H87V232H86ZM86 234H85V235H86ZM95 234H96V233H95ZM100 234H101V233H100ZM111 234H112V232H111ZM114 234H115V232H114ZM135 234H136V233H135ZM135 234H134V235H135ZM154 234H155V232H154ZM182 234H183V233H182ZM205 234H206V236H207V233H204V234H201V235H203V237H204L205 239H207L208 236H207V238H206ZM219 234H220V235H219ZM237 234H238V233H237ZM239 234H240V233H239ZM254 234H252V235H254ZM3 235H5V234H3ZM3 235H2V236H3ZM31 235H32V234H31ZM35 235H36V233H35ZM37 235H38V234H37ZM106 235H105V236H106ZM127 235H128V234H127ZM155 235H156V234H155ZM160 235H161V233H160ZM235 235H236V234H235ZM235 235H234V239L236 240L235 242H238V240L236 239V237H238V236L235 237ZM263 235H264V233H263ZM23 236H24V235H23ZM23 236H20V238L23 237ZM25 236H26V235H25ZM98 236H99V235H98ZM100 236H101V235H100ZM128 236H129V235H128ZM132 236H133V235H132ZM174 236H175V235H174ZM209 236H211V235H209ZM222 236H223V235H222ZM245 236H246V235H245ZM247 236H246V237H247ZM5 237H7V236H5ZM13 237H15V236L13 235ZM26 237H28V236H26ZM29 237H30V236H29ZM39 237H41V238L43 239L45 236H44V237L39 236ZM86 237H87V236H86ZM86 237H85V238H86ZM102 237H103V236H102ZM155 237L157 238V236H155ZM159 237H160V236H159ZM197 237H198L199 239H197ZM212 237H214V234H213ZM212 237H211V239H213ZM216 237H217V236H216ZM216 237H214V238H216ZM10 238H11V237H10ZM34 238H35V237H34ZM37 238H38V237H37ZM41 238H40V239H41ZM49 238H50V237H49ZM100 238H101V237H100ZM112 238H113V236H112ZM134 238H135V239H138V238H136L135 236H134ZM180 238H181V239H180ZM209 238H210V237H209ZM209 238L206 240V241H207V247H208V248L206 247V244H205V247H206L207 249H209V247L211 248V246H209V245H210V244H213V243L215 242L214 239H213V242L210 243V244H208V240H209ZM239 238H240V237H239ZM253 238H254V237H253ZM11 239H12V238H11ZM17 239H18V237H17ZM22 239H23L24 241H21V240H20V241H21V242H25V238H22ZM46 239H47V238H46ZM50 239H51V238H50ZM77 239H78V238H77ZM86 239H87V238H86ZM110 239H111V238H110ZM126 239H127V238H126ZM139 239H140V237H139ZM157 239H158V238H157ZM157 239H156V240H157ZM205 239H204V240H205ZM226 239H228V238H226ZM234 239H232L231 242H232V241L234 242ZM2 240H3V239H2ZM18 240H19V239H18ZM29 240H30V239H29ZM31 240H32V237H31ZM33 240H36V239H33ZM38 240H39V238H38ZM80 240H81V239H80ZM112 240H113V239H112ZM162 240H163V238H162ZM179 240H181L182 242L179 241ZM183 240H185V239H183ZM215 240H216L215 243L217 244V241H218L219 239H215ZM228 240H229V239H228ZM26 241H27V240H26ZM36 241H37V240H36ZM41 241H42V240H41ZM77 241H78V240H77ZM165 241H166V240H165ZM221 241H222L221 243H220V240L218 241V244H219V245H221V244L224 242V240H222V239H221ZM225 241H226V240H225ZM229 241H230V240H229ZM248 241H249V240H248ZM0 242H1V239H0ZM16 242H17V241H16ZM16 242H14V243H16ZM31 242H33V241H31ZM38 242H39V241H38ZM46 242H47V241H46ZM46 242H45V244H48V243H46ZM48 242H49V241H48ZM87 242H88V241H87ZM112 242H114V241H112ZM112 242H111V243H112ZM122 242H123V241H122ZM140 242H141V241H140ZM159 242H161V241L159 240ZM159 242H158V244H159ZM173 242H174V241H173ZM175 242H174V246L170 243V245L173 246L172 248H174V247L176 248V247H177V244H176ZM226 242H227V241H226ZM226 242H225V243H226ZM235 242H234V243H235ZM244 242H245L244 240L241 241V243H243V244H244ZM2 243H3V242H2ZM19 243H20V242H19ZM34 243H35V242H34ZM81 243H82V242H81ZM107 243H108V242H107ZM137 243H138V241H137ZM137 243L134 242L133 244H136L137 246H138L139 244L141 245V243H139V244H137ZM162 243H163V242H162ZM165 243H166V242H165ZM167 243H168V242H167ZM205 243H206V242H205ZM241 243H240V244H241ZM247 243H249V242H247ZM12 244H13V243H12ZM23 244H24V243H23ZM25 244L29 246L30 242H29V244H28V242H25ZM25 244H24V245H25ZM36 244H37V242H36ZM42 244H43V243H42ZM45 244H43V245L45 246ZM109 244H110V243H109ZM114 244H115V243H114ZM133 244H132V245H133ZM142 244H143V242H142ZM175 244H176V246H175ZM179 244H178V245H179ZM191 244H192V242H191ZM196 244H197V247H198V245H199L200 243H199V244L196 243ZM218 244H217V245H218ZM235 244L237 245V243H235ZM14 245H15V244H14ZM14 245H13V246H14ZM39 245H40V244H39ZM49 245H50V244H49ZM55 245H56V244H55ZM90 245H91V244H90ZM128 245H129V244H128ZM140 245H139V246H140ZM182 245L180 246L181 248L179 247L180 250H182V248L184 247V246H182ZM222 245H223V244H222ZM225 245H226V244H225ZM225 245H223V246L225 247ZM233 245H234V244H233ZM30 246H31V245H30ZM84 246H85V245H84ZM88 246H89V245H88ZM94 246H95V245H94ZM122 246H123V245H122ZM133 246H134V245H133ZM142 246H144V245H142ZM142 246H141V247H142ZM162 246H163V245H162ZM166 246H167V244H166ZM186 246H187V245H186ZM186 246H185V247H186ZM192 246H193V245H192ZM192 246H190V247H192ZM195 246H196V245H195ZM202 246H203V245H202ZM212 246H213V245H212ZM243 246H244V245H243ZM3 247H4V245H3ZM6 247H7V246H6ZM19 247H21V246H19ZM32 247H36V245H35V246H32ZM48 247H49V246H48ZM144 247H145V246H144ZM199 247H201V245H199ZM221 247H222V246H221ZM221 247H220V248H221ZM235 247H236V246H235ZM241 247H242V246H241ZM29 248L31 249V247H29ZM29 248H28V252H29ZM98 248H99V247H98ZM138 248H139V250H141L140 247H138ZM172 248L170 247V250L172 251L171 253H173V249H172ZM179 248H177V249H179ZM193 248H194V247H192V249H193ZM195 248H196V247H195ZM203 248H204V246H203ZM217 248H219V246H217ZM220 248H219V250H220ZM226 248H227V247H226ZM236 248H237V247H236ZM243 248H244V247H243ZM246 248H247V247H246ZM16 249L18 250V248H16ZM26 249H27V246H26ZM26 249H25V250H26ZM49 249H51V247H50ZM122 249H123V248H122ZM122 249H121V250H122ZM164 249H165V245H164ZM187 249H188V248H186V252L188 251ZM232 249H234V247H233ZM237 249H238V252H241V251H242L241 248H240V249L237 248ZM244 249H245V248H244ZM244 249H243V250H244ZM6 250H7V249H6ZM108 250H109V249H108ZM198 250H199V249H198ZM209 250H210V252L215 251V249H212L213 251H211V249H209ZM219 250H218V251H219ZM223 250H224V249H223ZM31 251H32V249H31ZM163 251H164V250H163ZM167 251L170 252L169 250H167ZM199 251H200V250H199ZM246 251H247V250H246ZM258 251H259V252L262 251V254H264V248H263V250H261V249L258 250V249H257L256 252H258ZM16 252H17V251H16ZM41 252H42V251H40V253H38V254H43V255H44V252H42V253H41ZM144 252H145V251H144ZM184 252H185V251H184ZM186 252H185V253H186ZM210 252H208V253H210ZM242 252H245V251H242ZM247 252H248V251H247ZM252 252H253V250L250 251L249 253H247V254H250L249 257L254 256L255 258H257V260H259L258 257H262V256H263V258H264V255H261V256L256 257V256H255L256 254L254 255ZM254 252H255V251H254ZM259 252H258V253H259ZM13 253H14V252H13ZM21 253H22V251H21ZM174 253H175V252H174ZM201 253H202V252H201ZM201 253H199V254H201ZM251 253H252V255H251ZM2 254H3V253H2ZM23 254H24V253H23ZM28 254H29V253H27V255H28ZM90 254H91V253H90ZM177 254H178V253H177ZM204 254H205V253H204ZM242 254H244V253H242ZM259 254H260V253H259ZM11 255H12V254H11ZM27 255H26V256H27ZM30 255H31V254H29V256H30ZM46 255L48 256L47 253H46ZM186 255H187V254H186ZM208 255H209V254H208ZM228 255H229V254H228ZM231 255H232V252H231L230 256H231ZM233 255H234V254H233ZM233 255H232V256H233ZM238 255H239V254H238ZM238 255H235L236 258H237ZM31 256H32V255H31ZM31 256H30V258H31ZM115 256H117V255L115 254ZM204 256H205V255H204ZM217 256H218V255H217ZM221 256H222V255H221ZM232 256H231V257H232ZM32 257H33V256H32ZM44 257H45V255H44ZM48 257H51V258H52V256H48ZM121 257H122V256H121ZM142 257H143V256H142ZM145 257H146V256H145ZM145 257H144V258H145ZM189 257H190V256H189ZM210 257L212 258L211 254H210ZM254 257H253V258H254ZM0 258H1V254H0ZM15 258H16V257H15ZM39 258H40V257H39ZM41 258H42V257H41ZM41 258L39 259V261H41ZM144 258H143V261H145ZM168 258H169V257H168ZM177 258H178V257H177ZM263 258H262V259H263ZM18 259H19V258H18ZM101 259H102V258H101ZM113 259H114V258H113ZM162 259H163V261H168V262H169V260H167L166 258H165L166 260H164V258H162ZM169 259H170V258H169ZM193 259H194V258H193ZM31 260H32V259H30V261H31ZM33 260H34V258H33ZM36 260H37V259H36ZM36 260H34V263H35ZM42 260H43V259H42ZM46 260H48L47 257H46ZM197 260L199 261L198 258H197ZM216 260H218V259H216ZM239 260H240V259H239ZM263 260H264V259H263ZM11 261H12V260H11ZM115 261H116V260H115ZM141 261H142V260H141ZM170 261H171V260H170ZM26 262H27V261H26ZM31 262H32V261H31ZM31 262H30L29 264H31ZM135 262H136V261H135ZM137 262H138V261H137ZM146 262H147V261H146ZM262 262H263V261H262ZM129 263L131 264V262H129ZM143 263H144V262H143ZM147 263H148V262H147ZM166 263H167V262H166ZM170 263H171V262H170ZM237 263H238V262H237ZM40 264H41V263H40ZM42 264H45V262H44V263L42 262ZM46 264H47V262H46ZM79 264H80V263H79ZM135 264H136V263H135ZM137 264H138V263H137ZM144 264H145V263H144ZM167 264H168V263H167ZM179 264H180V263H179ZM181 264H183V263H181ZM196 264H198V263H196ZM204 264H205V263H204Z\"/></svg>","mask_w":264,"mask_h":264}]
</instances>
